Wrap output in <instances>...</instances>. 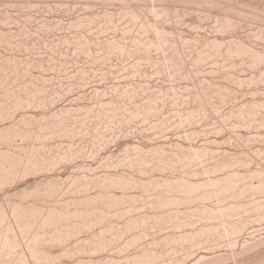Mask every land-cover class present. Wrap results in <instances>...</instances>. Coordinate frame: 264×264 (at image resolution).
<instances>
[{
	"label": "bare ground",
	"instance_id": "6f19581e",
	"mask_svg": "<svg viewBox=\"0 0 264 264\" xmlns=\"http://www.w3.org/2000/svg\"><path fill=\"white\" fill-rule=\"evenodd\" d=\"M43 1H44V3L43 4H40L42 6H39L38 3H40V2L42 3ZM45 1L46 2L47 1L50 2V0H0V6H8V10H10V11L13 10V9H15L16 5H18V7L20 6L22 8L23 7H26V8L29 7V13L32 12V14H33V11H32L33 9L31 7H34V6L37 5V7L39 6L38 9H40V7L42 9L43 7H45L48 4V3H45ZM53 1H56V0H53ZM57 1H58V4L59 5L57 4ZM57 1H56V4L58 6L55 4V2L54 3L53 2L51 3V4H55L54 11H56V12L58 11L57 14L60 13L61 11H63V10H60V9H62L60 7L61 5H62L63 9L65 7L63 5H68L69 7L72 6L70 8H72L73 11H74V8L76 7V4H78V7H76V10H79L77 8H79L80 7L79 4H81L82 11H83V7L84 6L89 7V8H87V7L86 8L88 10H90L92 7H96L99 4L102 5L101 7L106 6V5L109 6L110 4H112L113 7H112V5H110L109 8L112 7V8H114V10L117 8V13H118L119 16H121L119 19H116V17H112L113 18L112 19L111 16H117L116 15L117 13L115 12L116 13L115 14L114 11H112L114 14L113 15H109V13L111 12V10H110L109 13L106 12V10H104V8L102 10H100L99 9L100 8V5H99V8L98 9L101 12L102 11L105 12V13H102V14L105 15V16L103 15L105 17V20L103 19L104 18L103 16H102L103 18H100L101 15H102V14H100V17L98 18V20H96V22H93L92 21L93 23L91 22L92 23L91 24L89 20H94V19H96V17H98V14L96 16V12H95V18L94 19H91V18H93V17H91L89 19L90 16L89 17H86L85 18V21H87V23L84 22V24L85 25L87 24V28H88V27H90L89 24H91V27H92L95 24L97 26V23H98V26L99 27H96L95 26L96 29L99 28V30L102 31V33L104 31L106 32L107 29H108V33H109L111 31H113V29H116V28L119 29V30H121L124 25H122V28L121 29L119 28L121 25L119 27L118 26L116 27V25H119L118 22L121 21L120 19L122 17H123L122 19L126 18L125 21H127V23L129 22V24H130V26H128V24H127V27H129L127 29H128L129 32H127L125 30L126 26L122 30L123 31L124 30L126 31V33L124 31L125 34H129L130 35V33H131V35H130L131 38L129 37L130 39L127 38V39H129V40H127L125 38L126 37L125 36L124 39H126L127 41L125 40V42L124 41H121V42L122 43L124 42L123 44L126 43V45H128V44L131 45V43H132L133 44V47L135 45L136 48L135 47L134 48L136 50H134V49L133 50L136 53L138 52V54L140 53V58L142 59V61H140L141 59H138L139 58V55L136 54L131 49L132 45H131V47H129L131 50L130 49L129 50L130 51H133L135 54L133 52L130 53V51L127 49V46L126 45L124 46L120 42V40H122L123 36L125 35V34L124 35L122 34L123 31H121L122 32L121 34H120V32H118L119 30L117 31L120 35H122V36H119V38L122 37L121 39L118 38V40L117 39L115 40L114 38L112 39L110 37L112 39L110 41H112V42H110L108 45H107V43L109 42L108 40L110 39L108 37V35L109 34L112 35L113 34L112 32H111L112 34L109 33L107 35V37L109 39H107L106 42H105V39H104V37L106 35L103 36V34H102V36H101V34H99L97 38L95 36V38L97 40H99L100 39L99 36H101L102 40L100 42L99 41L97 42V40L95 38H93L94 35L91 36V37L93 39H95V42L100 43L101 45H102L101 42L104 41L103 45L106 44V48H103L105 46H102V48H103L104 52L106 50V53L105 54H107V53L109 54L110 51L111 52L113 51L112 53L110 52L112 55L109 54L111 58L113 57V53H115V51H116V53H115L116 56H118L117 53H123L124 54V55L121 54L122 57H120V54H119L118 58H123V56L128 57V55L130 56V54H131V56H133V57H129L128 60L131 59V62L133 64V67L132 68H134V63H135L134 61L135 60H139L142 63H140L139 61H137V63H135V64H138V66L140 64H143V63L146 64L147 63L146 65H148L150 67L152 66L153 69H155V68L158 67V69H156V73H160L162 70L165 72V70H166V73H167L166 77H169V79H171L170 76H172L171 75L172 72L175 73V76H177L176 74H178V76H181V78H182L181 79L179 77V79H181L182 81L184 80V82H182V81L181 82L180 81L178 82L177 81L178 79H176V81L179 84L180 83H182V84L184 83V85H186V87L184 86L183 88L180 85V87L182 88L181 89L182 91H183V89H185V90L187 89V85H188L187 83L188 82H186L187 81L186 79H188V80L190 79V82L192 81L193 83H192V86L190 84L191 90L190 89H187L186 90V92L187 91H190L189 94L187 93L188 96L184 92H183L184 94L181 93L182 91L180 90V87H178L179 86L178 84H177L178 86L176 84H171V83H173L172 81H174L173 79L178 78V77H174L171 80V82H170V80H167L168 78L166 79V77L163 80L161 79L162 81H164V80L165 81L166 80L168 81L167 84H165V85L163 83V86H162V82L159 80L162 88L164 86H166V85L168 86V84L169 85L171 84L170 89L173 88V91L176 92L177 89L179 88L178 90L181 91L179 94L180 95L182 94L181 96L185 95V98L186 97H188V98L190 97V99H188V98L187 99L190 100L191 102H193V103H191V102L190 103H187L186 102L188 104V105H186V103L184 102L186 100H183V97L181 98V96H178L179 94L173 93V95L177 94V97L178 98H181L183 100V101L180 100V99L179 100H176L178 98L175 97V100L176 101H178L179 103L182 101V105L184 104V105L187 106V111L189 110L188 108H189V105L191 104L190 105V110L188 112H186V110H185L184 111L185 114H182L183 113V110L180 111L181 113L176 112V113H179L180 114V117H178L177 116L178 114L175 115V113H173L174 114L173 115V114H171V112L168 113L167 112L168 109H169L168 108L167 111H166V115H168V117H170L171 115L172 116H176V117H172V116L171 117L173 119L176 118L177 120L178 119H180V120H179V122H177L176 119L175 120H172V118L170 117L172 121L170 120V118H168V121L170 120L169 123L170 122L174 123L176 121L178 124L174 123V125L171 126L170 125L171 123H170L169 125H166V126L167 127L168 126H171V127H168L169 129L174 126L173 127V130L176 127L178 128L180 125L183 126L182 127L183 129H184V126L186 127V129H190L189 127L195 124L197 126V128H198V125H199V129H197L196 126L194 125L195 127L194 128L192 127L193 128L192 130L195 131V128H196V133H193L191 131V129H190V131H191L190 132L189 130H183L182 128H178V130L182 129L184 131V132L182 131L183 133H188V134H182L181 138L183 137V135H184L183 138H185L186 135L189 136V135H191L190 133H193L194 135L196 134V136H194V135H192V137L189 136V139H190V137L191 138L195 137L196 139L193 138L194 140L193 139H190L189 141L187 140L188 142L185 140L186 141V144L185 145H183V144H182L183 146H178L177 145V147H175V145H176L175 144V140H176V143H177V138L176 137H178V130L176 129L175 132H177V134H175L172 131V129H171V131H172L171 133H173V134H171V136L172 135L174 137L176 136L175 138L174 137L171 138V141L174 139V141L172 143L175 144V145H173V147H175V148L173 149V147L171 146L172 149H171V151L169 149V152H168V149L167 148H169V145L167 146V144H165L166 145V148H165V145H164V148L161 149L160 147H161L162 143L160 142L161 143V145H160V143H159L158 140H160V138L162 137L161 138V141H164V142L166 141V139L165 140H162L165 136L163 137L161 135L164 132H166V130H167V129H164V128H166L165 127V124L166 123H164L165 122V118H167L166 115H165V118H164V112H165L164 109H166L167 107L170 106V110L173 109L174 110L173 112H175V109L174 108H177L175 106H179L180 109L183 106H181V104L179 105V103L177 105V102L175 103L174 96H170L169 95V96L165 97L166 95H168V93H170V92L172 93L173 92L172 90L169 89V92L166 93V95H165V92H167L165 90H167L168 87L167 88H164V90H163L164 91V93H163L164 96L161 95L162 93L159 92V89L156 90L155 88H152L151 90L154 91V92H152L150 90V88L152 87V86H150L151 84L148 86V90H146V91H149V90L151 91V92L150 91L148 92V94L151 93L150 96H152V93H153V96H154V99H155L154 101H157V99H156L157 97L155 98V96H158L160 98L159 99L160 103L162 102L163 97L166 98V99L168 98V100L166 102H165V99H164V102L166 104L170 100L172 101L171 98L173 97L174 105L173 104H171V105H173L174 108H171L172 107L171 105L167 104L168 105L167 106L164 103L163 104L166 106V108H165V106H162L163 104L162 105L161 104L158 105V104H156V102L153 101V98L150 97V96H149V99H148V97L146 98L144 96L145 95L144 94L145 91L144 92L142 91L144 89L143 87H145L146 84H149L150 81L152 83V80L155 77L152 78V76L151 75H148V74L144 75V73H146L147 70L144 73L141 72V74L143 73V75H141L143 77H142V80H140L141 81L140 83L144 82L145 80L146 81L148 80L149 83L148 82L146 83V81H145L146 84L144 83L145 84L144 86L141 85V84H138V82H135L134 81L136 79V77L138 76V75H135V74H138L136 71H139L140 69H141V71H143L144 69H142L143 67L142 68L141 67L138 68L137 65H136L135 66L136 67V69H135L136 70L135 71L136 73L133 71L134 69L131 70V68H130V70L127 69L125 71L124 69H126L127 66L122 67V65H124L123 64L124 62H125V65H127V63H128V62L126 63L127 59L125 60V58H123L125 61L122 60L123 63H121V60H119L120 62L117 60V64L119 63L118 66L120 64H122V65H120L121 67L119 66V69L124 68L122 70L125 71L127 75H128L129 72L132 73L131 71H133L135 74H132V76L131 75H128V77H126V76L123 77L124 75L120 74L121 72L117 75V73H118V71H117V73L115 72L117 76L115 75L116 77L114 76L115 78H113V79L115 80L117 78L116 80L119 81V79H122L123 78L121 82H123L124 79H125V82L126 81L127 82H130L129 79L131 77H132V79H134V75H135V79L134 80L131 79V81L135 82L137 84V86H136L135 83L131 82V83H133L135 85V87L132 84H130L129 87H127V88H130L132 90V87L133 88H137V87H139V85L141 87L143 86L142 88L139 87V90H140V88L142 89V90H140V91H142L141 92L142 93V96L141 97H145L147 100L146 99L144 100V99L140 98V95L141 94H139V96H136V94L138 93L137 91H139L138 89H137V91H135L136 89H134V92L136 93L135 96H134V94H132L133 92L130 91V89H128L132 93H131V96H130V93L126 95L127 96V101L128 100L130 101V99L132 98V95H133V98H138V99L140 98V99L144 100V103L143 104H141L143 101L140 103L141 100L139 99L140 100L139 101L137 99L139 101L140 105L138 103L134 107V105H135L134 102L135 101H133L134 100L133 99L132 100L133 103H134L133 106L130 105V104H128L129 101H128V103H126L127 105L130 106V108L132 107V111H129L127 114L125 112H123V110H122L123 108L121 109L119 106L122 105V107H123V105H124V104H122L126 100V96L125 97L123 96L126 93L124 89H125L126 86H128L129 83L128 84L126 83V86H125L123 83H121L119 81L120 84H123V85H120L122 87V89H123V92L120 91V93H122L121 95H119V97L121 96L120 97L121 100H119L120 98L118 99L117 97H116L117 100H115L116 99L115 98L116 95L114 96L113 93H115V94L117 93V91H118L117 89L119 88V84L116 83V80L113 81V79H111L109 77L111 75L108 76V79L109 78L110 79L108 80L106 78L104 80V82L106 80H108L107 82H109V84H110V81L112 80L111 83L112 82H115L116 85H114V86H117V84H118V88L117 87L114 88V86L112 87V85H110V87H112L114 91L111 90L112 88L110 89V87H108L110 89L109 90L107 88V86H109V84L107 85L106 82H105V84H103V87H105V85H106V91L109 90L110 92H113L111 94H113V96H114L113 98H115L114 101L112 100L113 98H111L112 96L110 97L111 99L109 98V96L111 95L110 93H108L109 94L108 95L106 92L105 93L103 92L105 95L107 94L106 97L108 96L107 98L109 100H111V101H108V103H107L106 102V99H105L106 97L103 98V96H102L103 93H101V92L105 88L104 89H101L102 91L100 93H101V96L102 97H99V99H98L99 92H98V94H96V92L98 91V88H99L100 84L102 85L101 82H103V81H101L100 84L98 85L99 82L97 83V81H100V80H97V79H100L98 75L101 72H99V70L97 71V69H101V68H97V66H96L97 69H94V70L91 69V70H93L91 72H95V70H96L97 73L96 72L95 73L98 74L97 75L98 77H96L97 79H95V77H93L94 75L93 76L91 75V78L93 77V79H91V78L87 77V76L90 75L89 74V71H87L88 69L86 70L87 71V73H86V71H84V70L81 71L80 70L81 67H80V69H78L80 71H78V72L81 73V74L83 72L84 75L83 74H82L83 76L81 74H80V76L76 75V74H79L78 72L77 73L75 72L74 75H76L77 77H80V78L83 79V77L85 78V73H86V74H88V75H86V79L89 78L88 82L90 81V79H91V81H95L96 80L95 83H97V86H98V88L96 89V91H95V88H93V87L92 88L94 90L91 89V84L94 86V84H95L94 82H93L94 84L93 83H90V84L88 83L89 84L88 86H89V88L91 90L94 91V92L92 91L93 92L92 95L93 94L94 95L96 94L95 96L97 97L96 98L97 100L95 99V97L93 95L94 98L93 99H90L92 96L91 97H88V99H90L88 101L90 103V102H92L91 100H94L95 99L96 100V101L94 100L95 103L96 102L98 104L100 103L98 105V107H97L98 109H96V107H95L94 108L95 111H93V108L91 106L92 103H90V106L92 108V110H91V108L89 106V103L87 101L85 103H86V105L88 103L89 108H87L84 105L83 106L85 108H82V107L81 108H79V107L76 108L77 106H74L75 108H73L72 102H73V99H74V102H73V105H74V103L76 101V97L73 98V94H72V98H71L72 101H70V102H71V106H72V108L74 110L70 107V104H68V103L66 104L65 103L71 109L67 108L68 107L67 106L66 108H61V109H58L57 108L56 110L51 111L50 109H52V106H55V104H59V103L51 104V103H49V102H52L50 100H52V98L53 99L54 98L56 99L57 97H60V99H62V95H60V93H58V95H57V92L55 91V88H54V87H56V89H57L59 83L57 84V86L52 87V88H54L53 92H55L57 96L55 94H53L55 96L54 97H50V95H49L50 100H48V99H46L48 96H46V98L43 97V96L53 93L52 92V89H51V93L50 92L47 93V91H48L47 89L49 88V91H50V88H51V87H49V85L53 83V81H51L52 83H50V81L49 82H47V81L48 80H51L53 76L52 77H49L50 79L48 78V76H46L47 77V81H46V78H44L45 76L43 77L44 80H45V84H46V82L48 83L47 84L48 85V88H46L45 87L46 85L44 84L45 85L44 87L46 89H44L43 86L41 85L43 82L41 83L40 81H38V77H40V75L39 76H36L37 74L36 75L31 74L30 75V76L33 75V76L37 77L36 79L33 78V76H32L31 78L29 77L30 79L28 80L27 77H28V75H29L30 72H36L37 70L35 71V69H39V71L42 70V72L44 71L45 74L46 73H49L50 71L49 72H46L45 69H49L50 70L51 63L54 62L55 59L51 58V59H53V61L51 59H48V61H50L49 64L46 65L48 68L45 66V63L47 64L48 62L46 60L47 58L45 59V62L43 61L44 56L45 57L47 56L48 58L50 57L48 54L46 55V53H45V52H49V54H50V51H47V49H46L48 46H46L45 48L43 47L44 50H46V51L44 52L45 54H43V56L41 55L42 58H43L42 60H39L41 58L38 59V56L40 55V53H38L39 54L38 56H35L38 59L37 61L33 57L34 54H30V56L32 55L31 57H33V59H35V60H33L32 58L31 59H27L26 57L29 58L30 56H26L27 54L29 55V53H26V52H28V51H26V49L29 48L28 50L30 52L31 51L30 50L31 47L33 48L32 45H34V48L37 49V47H35L36 44H33L32 43V41L30 40L31 38H29V39L28 38H21L22 36L19 37L20 40H17L15 42L13 41V39L11 40V38H12L11 36H17L18 37V35H12V34H11V36L8 35L9 33L12 32L10 30L11 27L12 26H15L16 23H15V25H14V22L12 24L11 21H10L11 19H9V22H8V18L10 17L9 14H11V12L7 13L5 11L4 13H7L8 15H6V14H4V15L6 17L7 16L8 17L7 18H4L5 16H3L2 18H0V23H2L1 25H3L0 28L3 27L2 29L5 30L4 27L6 26L7 23H11L12 26H10L11 24H8L9 27H10V29L9 28H7V29L11 31V32L8 31L9 32L8 34H6L5 31H4L5 33H3L0 30V47H4L6 52H7L6 48H8V49L11 48L10 49V52H12V51H14L12 49L13 47H16L17 46V50L18 51H19V49H21V48L18 49L19 46H21L23 48L25 47L26 49H23L22 48V51H25L24 55L26 57L25 56L23 57V58H25V61H23L24 59L22 61L20 59L17 60L18 57L17 58H16V56L15 57H12L14 55L13 53L17 52L16 48H15V52H12V56H10L11 54H9V53H5L3 51L4 49L2 50V48H0L1 51H3V53H4L3 54L4 56L0 55V91L2 92V94H0V121H1V124H2V121L5 122L6 119L7 120H10V118H11V121L9 123L7 121L5 122V123H7L6 125H5V123H4V125H0V146H3L4 147L3 149H0V195L3 194L2 195V199H0V264H164V262H165V264H175V263L181 262L185 258L183 256L186 255V252H187V254H189L188 255V258L191 257L190 258V261H192L191 259L195 258L196 257L195 256L196 254H199L200 255V253H198V251L201 252L199 250L201 248V246H205L204 249H201L202 252H204L206 250L205 248H207L209 250L210 248L213 247V245L214 246L217 245L215 243L216 241H214L215 240L214 239L215 236L218 237V239H220V241L219 240L218 241L221 243V245L223 243V245H222L223 247L221 245L220 246L223 249L222 251L223 252H226V253H222L221 254V252H222L221 249L218 246H216V247H218V251H220V253L218 252V254L216 253L217 252V248L214 247L212 249L215 252V248H216V252L215 253H213L212 250H209V252L211 251L213 253L212 254L210 252L211 256L210 255H207V256L206 255L205 256L200 255V257H199V255H198L195 258V260L192 261L193 263H191L187 259V255H186V258L184 260L188 261L190 264H225V263L226 264H231V263H233V264H264V232H263L264 231V229H263L264 228V225H262L263 228L262 227H259L258 228V227H255V226L252 227V225L254 224V222H258V224L255 223V225L257 226V225H260L261 222L264 219V163H263V165H262V163H260V161L262 159L264 160V157L263 156H260V154H261L260 152H262L261 149L260 148H256L257 147L256 145H258V146L261 145V147L263 145L261 143L259 145V143L257 142L258 139L261 140V138H262V141L263 142H264V139H263V135L261 136V134L255 133V135L258 134L260 136L257 138V141L256 140H253L254 142L251 141L253 143V146L254 147H252V146L250 147L248 145L250 148H252V151H250L248 157H246V156H244V154H246L247 151H249L248 150L249 147H246L247 145H244L243 143L247 144L248 143L247 140H249V142H250V140H252V139H250L249 137H252V135L244 134V136H246V135H247V137L249 136L248 138L247 137L244 138V139L247 138V140H244V139H242V136H241L243 134L242 133L243 130L240 131L241 128H237V126L238 127L245 126L246 127V128L244 127L245 130L249 128L248 134H251L249 132L251 128H252V131L253 132H256L254 130H258V128H261V132L264 134V131H262V130H264V127H262V124L264 122L263 123H260V126H259V119L261 121H264L263 114L260 115L261 113H264V111H262L264 109V100H263L264 97L260 99V97L264 96L263 95L264 92L261 93L260 89L262 87L261 88L259 87V86H262L261 85L262 83H264V69H262V68H261L262 70L259 69L260 66H262V65L264 67V50H263L264 46L262 45L263 44L262 42H264V39H263V37H264L263 34L264 33L263 34H259V31L261 32V28H262V30H264L263 29L264 28V24H263V22H264V12H263L264 11V9H263L264 8V5L263 4L264 3L262 4L263 7H261L263 9V11H261V9L259 8L260 7V3H259V7L256 5V2H259L260 0L259 1L256 0L255 3L253 2L254 0H247L248 2L249 1H252L254 3L253 5H250L252 2L249 4L247 1L245 2L243 0H57ZM114 4H116V5H114ZM82 5H84V6H82ZM9 6H11V7H9ZM47 6L45 8H47ZM51 6H54V5H51ZM68 6H66L65 8H68ZM73 6H74V8H73ZM108 6H107V8H108ZM18 7H16V8L18 9ZM48 7H50V6H48ZM58 7H60V9H59L60 12H59V10H55V8H58ZM0 8H2V7H0ZM6 8L7 7H5V9ZM11 8H13V9H11ZM70 8L68 10L69 11H72V10H70ZM107 8H105V9H107ZM109 8H108V10H109ZM5 9L2 8L3 11ZM35 9L36 10H34V11H37V8L36 7H35ZM51 9L52 8H50L48 10V8H47L46 10L50 11ZM87 9H85V10L88 11ZM93 9L94 8H92V10ZM96 9H97V7H96ZM96 9H95V11H96ZM2 10H0V12ZM46 10H44V11H46ZM66 10L67 9H65L64 11H66ZM76 10L74 12H76ZM99 10H98V12H100ZM3 11H2V13H3ZM18 11H19V9H18ZM24 11H27V9H25ZM24 11H21V13L22 14H25L26 12L23 13ZM48 11H47V14L49 15ZM73 11H72V13L70 12V14L67 13L68 12L67 11L66 12V15H64V16H66L67 19H69L68 16H67L68 14H69V17L71 15H75L76 14V13L73 14ZM86 11L83 12V13L86 14ZM190 11H197V13H198V11L201 12V13H199V16H198L199 18H196V15H198V14L196 12L195 13L193 12L195 14V17H193V18H196L197 20L199 19V21H201L200 22L201 24L204 23V22H207L206 20L207 19L209 20V18H210V22H211V20L215 22V23L214 22L213 23L216 25V26L214 25L216 29L215 30L212 29V36H213V30H214L215 32H214V36L213 37H215V38H213L211 36V34H210L211 33L210 32L211 31V27H214V26H211V25H213L212 22H211V25H210L209 24L210 22L208 21V24L210 25V31L209 32L207 31L208 33L204 32L205 34L202 33L205 36H206V34L207 35L210 34L209 36L211 38H206L204 35H202L205 38L204 39H201L203 37L198 35L199 34L198 32L200 31V26H198L200 24L198 23V21H197L198 25L195 23L194 26L196 25L199 28L196 27V26L194 28L193 25H191L192 23L190 25H187L188 23H190V22H187V20H186V22H187L186 25L188 27V30H189V26L190 27L192 26V28H194L193 30L190 29L192 33H189L190 32V30H189V32H188L189 34L188 35L193 34L196 29L199 30V31L196 30V32L198 34L195 32L193 34L194 35L193 36L194 39L191 37L193 40H189L190 38H188V37H190V36H188L187 35V32H185V30H186L185 28H187V27H184L185 26L184 25L185 23L182 22V23H184L183 24L184 26L181 27V28L182 29L183 28L185 29L183 31V33H186L185 35H187L188 37L185 36V39L183 37H181V35L184 36V34L181 32L182 29L180 28V26H181L180 24H182V23H180V21H183V19H185L188 16L190 18V16H192V14H193ZM41 12H43V9L41 11L39 10V13L38 14H40ZM78 12L81 13L80 10ZM187 12H190L192 14L191 15H187L186 14ZM2 13H1V15H3ZM16 13H17V11H16ZM27 13H28V11H27ZM52 13H54L53 12V9H52L51 14ZM61 13H62V15L60 16V18L62 19V16H63V13L64 12H61ZM80 13H78V16L77 15H75V16L80 17L79 16ZM202 13L205 15L204 18H206L207 16L209 18L207 17L206 20H204V18L202 16V18H203L202 19L200 17ZM110 14H112V13H110ZM185 14L187 15L186 17L184 16ZM26 15H28V14H26ZM30 15L31 14H29V18L27 17V20L28 19H31V18L33 19V17H32L33 15L31 17H30ZM48 15H46V16L48 17ZM58 15H60V14H58ZM82 15H84V14H82ZM108 15L110 16V18H109ZM14 16H16V14ZM22 16H23L22 18H24V15H22ZM39 16H41V14ZM91 16H94V14H92ZM119 16H117V18ZM17 17H18V13H17ZM34 17H35V15H34ZM43 17H44V15H43ZM181 17H182V20H180ZM211 17H213V19H211ZM20 18H17V19L19 20ZM22 18H21V20H23ZM39 18L41 19V17H39ZM70 18L72 19V17H70ZM87 18L89 20H87ZM200 18H201V20H200ZM32 19L29 20V21L31 22ZM40 19L38 21L41 22V23L43 21H46L45 20L46 17L43 18L42 21H40ZM49 19H47V21ZM61 19H60V24H56L57 26L55 25L56 27L54 26V24L52 25V27L54 26L52 28V31H54L55 28H56L55 30L58 29V31H59V29L61 28V26L59 27L58 25H61ZM65 19L66 18L63 17V21ZM71 19H69L67 22H65V24L67 26L69 25L68 27L64 23H62L63 26L66 27L65 28V27L62 26L63 29L65 28V31L67 30V28H69V30H71L68 33L69 37L66 34L67 31L65 32V34L67 35V37L69 39H71L70 37L72 35H75L76 34V31H80V30L82 31L83 30V28L82 29L80 28L79 30H76L74 27L72 28V26L75 23V21L77 20L75 24H77L78 21L80 22L82 20L81 21L82 23L84 21L83 20L84 19L83 17L82 18H78L80 20H78L75 17V21L74 22H72ZM100 19H102V20H100ZM251 19H253L254 25L255 24H258V25H255L254 26ZM16 20H15V22H16ZM18 20H17V26L16 27L20 28V25H19L20 24L19 23L20 20L19 21ZM24 20H25V21H23L24 23L25 22H29V21H26V17L24 18ZM35 20H36V17L33 20V22H35ZM73 20H74V17H73ZM99 20L102 21V22H100ZM112 20H116V22H113ZM249 20H250L251 23L249 22ZM52 21L53 20L51 18V20L48 21L49 23H47V22H45V23H47L48 25H50ZM54 21L57 22V19H54ZM123 21L124 20H122L120 22V24H122ZM167 21H169V23ZM172 21H173V24L176 21H178L180 23V24L178 22L175 23L173 27H175V25L178 26L181 29V31H180L181 33L179 31H177L176 27H175L176 30H174V28H172V27H170L168 25V24L171 23V26H172ZM188 21H190V20H188ZM245 21L246 22H249L250 24L247 25V23ZM257 21L259 23H257ZM68 22H70V23L67 24ZM81 22H80V24H82ZM194 22H196V21H194ZM244 22H245V25L246 26H249L250 25L252 27V25H253L252 29L254 27H256V26H257L255 28L256 30L260 29L258 31L254 30L256 32H252V30L250 29V27L249 28L246 27L248 29V32L250 30H251V32H249L247 34V32H246L247 29H246V31L244 29V31L246 32V35L245 36H250V35L252 36L253 35L252 37H254L255 36L254 35L255 33L259 34L260 36H258V37L260 39H263V41L259 40V38L257 37V34H256V37L257 38L254 37V39L255 38H256L255 40L258 39V41L261 42V45L258 46V44H256L258 42H255L254 43L255 45L253 46L252 44H253L254 39L252 40V44H251V42H247V38L246 37H242L243 39H241V36H243L242 35V32L244 33V31H242L243 29H242L241 26H243ZM260 22H261V24H260ZM43 23L41 24L42 26L40 25L41 27L40 26H38V27L36 26V27L37 28L40 27L44 31L48 25L43 24ZM114 23H115V27H112V26H114ZM123 23L126 25V22H123ZM21 24H22L21 26H23V23H21ZM29 24L30 23H27V25H29ZM177 24H179V25H177ZM25 25L26 24H24L23 30H22V27H21V30L24 31V35L21 32V30L19 29L20 30V33H22V35L24 37H26V36L29 35L28 37H33L34 38V36H31L30 35L31 33L27 32L28 35H27V33H25V30H24L26 28ZM34 25H37L36 22H35ZM34 25H31V26L34 27ZM83 25H81V26H83ZM203 25H201V26H203ZM245 25L243 27H245ZM259 25L260 26L263 25V27L262 26L260 27ZM78 26H76V28ZM70 27L72 29H74V31H75V33L72 34V35L70 33L73 30ZM110 27H112V30L109 31V28ZM204 27H207V24H205ZM240 27H241L242 30L240 29ZM29 28H30V26H29ZM37 28L36 29L34 28V29L37 30ZM40 28H39V31H40ZM87 28H84V30H87V33L90 32V31L92 32L93 29L90 30L88 28L90 30L89 31ZM95 28H94V30H95ZM179 28H178V30H180ZM238 28H239V31L241 30L239 32V33H241V35L239 33L238 34L240 36H236L237 34L234 35V36L238 37L237 39H235L236 37H233V34L232 35H230V34L233 32V30H236ZM12 29H16V28L13 27ZM30 29L32 31L34 30V29H32V27ZM50 29H51V27H47L46 30L49 31ZM205 29H207V28H205ZM46 30H45L44 33H46ZM84 30L82 32H85ZM201 30H204V28L201 27ZM26 31H28V29ZM39 31L36 32L37 34L35 32L34 33L32 32L34 35H36L35 36L36 38H38V37L40 38L42 36V35L39 36V34H38ZM52 31L51 32L49 31V32L50 33H53ZM61 31H64V30H62V28H61ZM228 31L229 32L232 31L230 34L226 33V34H228V36L230 35V38H228V40H226L225 38L224 39L218 38L220 32H221L222 36L224 37L226 35L224 32H228ZM13 32H14V34L17 33V32H15V30ZM40 32H42V30ZM80 32H79V35H78V33L75 35V38H78V36H80V40L79 39H76V41L77 42H78V40L81 41V42H79V44H81V45H79L75 41L74 48H76L78 50L77 46L79 45L78 47L79 48H82L81 46L83 45V47H85L86 50H88V52H86V53H89V51H90V53L92 54L91 49H89V48H91L89 46V43L91 45V43H95V42L93 40H91L92 42L89 41L88 39H90V37L89 38H84L86 33H84V37L81 38V36L83 34L82 33L80 34ZM94 32H97V31L95 30ZM99 32H97V33H99ZM178 32H179V34H178ZM20 33L18 32L19 35H21ZM56 33H58V32H56ZM60 33H63V32H60L59 31V34ZM133 33H136L135 34L136 36L138 34L139 35L136 37L135 35H133ZM236 33H237V31H236ZM25 34H26V36H25ZM65 34L63 33L62 35H65ZM91 34H94V33H91ZM221 34H220V36H221ZM50 35H53V34H50ZM56 35L58 36V34H55V36ZM62 35L60 37H63ZM87 35L90 36V34H86V36ZM113 35L115 37V35H117V34L115 33ZM132 35L135 36V37H132ZM195 35H197V36H195ZM216 35H218V36L216 37ZM262 35H263V37H261ZM46 36L48 37L49 35L47 34ZM55 36H53V37H55ZM17 37H16V39H19ZM50 37H52V36H50ZM107 37H105V38H107ZM198 37H200V41H196V42H198V45H196L197 43L194 44L193 42L196 40L195 38L199 39ZM252 37H251V39H252ZM36 38H34L33 40L35 41ZM75 38L73 40H75ZM186 38H188V39H186ZM244 38L246 40H244ZM21 39H27L26 42L31 41V44H32L31 47H28L27 46L28 44H24L25 42L23 40H22V42H19V41H21ZM40 39L42 40L44 38H40ZM40 39H37V41L40 40ZM47 39L48 38H46V40ZM53 39L54 38H51V39L47 40V42L49 43V41L50 40L52 41ZM60 39L61 38H59V40ZM63 39H64V37H63ZM63 39H62V41H64L67 38H65L64 40ZM73 40H72V42L74 43ZM130 40H131V42H130ZM250 40H248V41H250ZM44 41H43V43H46V45H47L48 43L47 42H44ZM54 42L57 43L58 41H54ZM54 42H53L52 45H54ZM65 42L64 43L61 42V44L63 43L64 47H65ZM72 42L71 43L69 42L68 43L69 45L66 42L67 45H66V49H64L65 51L62 50V48H64V47H60V49L62 50V52L65 53V54L63 53L65 56L62 54V56H64L65 58L62 57V59H61V58L58 57L60 60L63 61V59H66V56L70 60L73 57L76 58V57L79 56L78 55V56L75 57V55L77 53L76 50H75L76 51L75 53H74V50H72L73 52L71 53L72 54V56H70L71 58H69V56L66 54V53H68V51L70 50V48L73 46V43ZM35 43H36V41H35ZM43 43H42V45H43ZM51 43L48 44L50 46L51 50L53 49V47L56 48V47H59L60 46V44L58 46V43L56 44L57 46H55V45L54 46H51L50 45ZM59 43H60V41H59ZM38 44H41V43H39V41H38L37 42V46H38ZM70 44H72V46H70ZM76 44H78V45L76 46ZM188 44H192V46L196 45V47L194 46L195 48L193 47V49L195 51L192 52V50H190V53H189V49H191L192 46L191 45H188ZM92 45H93L92 47L95 46V48H98L96 46H101V45H96V43H95V45L94 44H92ZM256 45H257V47L263 46V48H258L257 49V47H255ZM43 46H45V45H43ZM67 46H70V48H68L69 49L68 51H67ZM197 46H198V49H197ZM188 47H189V49H187ZM34 48H33L32 53L33 52L36 53L38 51L40 52L43 49L42 46L38 47L37 51ZM39 48H42V49H39ZM50 48H48V49L50 50ZM55 48H54V50L56 51L58 48L57 49H55ZM85 48H83L81 50H84ZM95 48H94V50L92 49L94 55H91L89 53L90 54V58H91V56L92 57L95 56V53H94ZM99 49H96V51L99 50ZM126 49L129 51V53H128V51H126ZM54 50H52V51H54ZM81 50L79 49L78 51H81ZM100 50H102V49H100ZM153 50H156V51H153ZM52 51H51V54H52ZM55 51L53 52L54 54L52 55L55 58H56L57 55L59 56V54L62 53L58 49L57 51H59L60 53L58 54V52H57V55H56ZM99 51H97V54L98 55H99V53H98ZM107 51H109V52H107ZM125 51L128 53V55H127V53ZM151 51H153L155 54H157L156 52L159 51V52H161L160 54L163 55V56H161V55L160 56L155 55L158 58V61L157 62L160 63V67L159 66H157V67L154 66L153 67V65L155 64L154 61L156 59H154L155 56L152 57V53L153 52L151 53V55H149ZM42 52H43V50H42ZM104 52L102 51L100 55H102V53H104ZM159 52H158V54H159ZM17 53L19 54V52H17ZM78 53H80V52H78ZM86 53H84V55H82L80 53V55H81L80 57L84 56L85 59L86 58H89L88 56L85 57L86 56ZM5 54H9V56H7V55L5 56ZM20 54H21V52H20ZM108 54H107V56L106 55H102V57L105 56L104 58L106 59L105 61H106L107 65L109 63L108 60L112 62V60H110ZM21 55L23 56V54H21ZM135 55H136V57L134 58ZM60 56H61V54H60ZM149 56L152 59H154L152 61L154 63L151 62L152 59H149L150 58ZM190 56H191V58H189ZM97 57L98 56H96L95 59ZM107 57L109 58L108 60H107ZM160 57H162V58H160ZM99 58H101V56H99L98 59ZM104 58H102V59H104ZM113 58H114V61L117 59V57H113ZM132 58H134V61H133ZM159 58L161 60H159ZM218 58H219V60H217ZM21 59H22V57H21ZM68 59H67V62L69 61ZM102 59H100V61H102ZM144 59L145 60L147 59L146 60L147 62L146 61H143ZM220 59H221L222 62H219ZM76 60L78 61L79 60V57ZM76 60H74V61H76ZM81 60H82V58H81ZM81 60H79V61H81ZM148 60H150V61H148ZM83 61L86 62L85 65H87V59L86 60H83ZM83 61H81V64H82ZM93 61L96 62V63H93V64H96L97 65L98 60L96 61V60H93L92 59V62ZM209 61L210 62L213 61L214 62L213 64H215V61L216 62L218 61V63H220V64L223 63V61L224 62L226 61V63L221 64V66H219L220 64H216V66H218V67H215L214 65L212 66V63H211L210 66H212V67H210V66H207V64L209 63ZM55 62H57V61L55 60ZM76 62H73L72 64L74 65V63H76ZM92 62L90 64H92ZM102 62H100V64ZM204 62H205V64H203ZM240 62H242L241 63L242 65L245 64V69H244L245 71L244 70L242 71V69H240L241 68V64H240V66L239 65L238 66L236 65V64H238ZM54 63H53V68L55 67L54 66ZM60 63H62L64 65V63H66V62L64 60V63L63 62H60ZM60 63H58V66H60L59 65ZM77 63L75 65L76 66H79V65H77ZM68 64H67V66H68ZM88 64H89V62H88ZM117 64L115 62V65L116 66H117ZM156 64H158V63H156ZM201 64L204 65V66H206V67H209L211 69L213 67H215V69L218 68V70H220L219 69V67H220L221 68V71H223V69L227 70L228 68L230 70V68L232 67V70H230V71L228 70L229 72L228 71L225 72V70H224V73H227L228 72L227 75L223 76L224 73H222V74L220 73V75H221V77H224V78L227 76L228 77V80L231 81V84L233 83L234 84L233 86H235V88L237 87L236 89H238V87H239L237 85H240V87H241V85L243 84L242 87H243V89L246 90V89L249 88V86L251 87V85L252 86L254 85V87L257 86V84H255V82H260V83L262 82L261 84L258 83L259 86H257V87H259L260 89H258L257 93L253 94V92H255L253 90H256L257 87H255V88L252 87L253 90H251V92H249L250 95L251 94H252V96L255 95L254 96L255 98L257 97V94H258V96L261 95L259 97V100L260 101L258 99H257L258 100L257 101L254 97L252 98L249 95L250 96L249 98H251V99H249V100H246L245 99V100H246V102L247 101H249V102L251 101V102L250 103L247 102L246 104H244V102H242L243 104L240 102L241 103V106L239 105V107H237L236 106L237 105L236 103H237V100H238L239 97L235 95L236 97H238L236 101L234 100L235 101L234 103L236 105H233L234 103L233 104L230 103V102H233V101H230L227 104L226 103L227 100L228 99L230 100V98L233 96L234 93L237 94L239 92L238 95L244 97V95H246L244 93L247 90L246 91L244 90L243 91L244 93H243V92L239 91V89L240 90H243L242 88L239 87V89L235 92L234 91V88L231 87L232 85H220L221 83L223 84L224 82H228V84H229V81L228 80H225L223 78H221V80L223 79L222 81H224V82H221L220 80H214L213 81L212 79H210V80L213 81V82H215V83H213L211 81H208L209 79L207 80L208 82H206L205 81L206 79L204 80V77L206 76L205 73H203V75H201L202 72H203L202 70H204V72H205V69L206 68H203L204 66H202ZM224 64H227V66L224 65ZM63 65L60 66V67L62 68ZM73 65H70L69 64L70 67L71 66L72 67H75V65L74 66ZM92 65L90 67H92ZM103 65H104V63L102 64V67L105 69L106 66L104 65L105 66L104 67ZM115 65H114V67H115ZM146 65H144V66L146 67ZM222 65H224L225 68L222 69V67H223ZM81 66H82V68H84L83 65H81ZM112 66L113 65L110 66L111 67L110 68L111 69L110 71H112V69H113ZM141 66H143V65H141ZM236 66L239 68V70H241L243 72L242 73L241 71H238V72H241V75L242 76H244V81L241 78L242 76L240 75V73H239V75L241 77L239 79L238 78L237 79L234 78V75L233 74H230L229 75L230 72H233L234 69L237 68ZM90 67H89V69H90ZM99 67H101V66H99ZM107 67H109V65ZM200 67L202 68L201 69V73H199ZM246 67L247 68L249 67L248 68V69H250L249 70V73H250V71L252 73V70H253L252 68H254V70H253L254 72L257 71V70H255V68H257L259 70L258 71L259 73L258 74H255L256 73L255 72L254 74H252L254 78L252 77L251 74H250V76L252 78L251 77H248L249 76L248 75L247 77L248 78H251L250 80H248V78L245 79V77H246L245 74L248 73L247 72L248 70L246 71ZM68 68L69 67H67V68L65 67L64 68L66 71H69L68 73H71V75L68 74L67 77L70 78L69 75L71 77H73L74 75L72 74V72H70L71 69H68ZM168 68L169 69H172L173 71L170 70V72H167L169 70ZM242 68H244V65H243ZM54 69L52 70L53 72L55 71ZM62 69L59 68V70H62ZM75 69H77V68H75ZM59 70H56L59 73H53V75L56 74L55 77H58L59 76L58 74L61 73ZM65 70L63 71V73H65ZM116 70H118V69L116 68ZM149 70L152 71L151 68H149ZM149 70H148V72H150ZM218 70L215 73V76H216L215 78H217L219 76L218 75L219 73H217ZM52 71L50 72L51 75H52ZM107 71H109V68L105 72H103V69H102V73H104V74H107L106 73ZM114 71L115 70L113 69V72ZM123 71H122V73H124ZM127 71H129V72H127ZM206 71H208V70H206ZM211 71H213V69ZM153 72H150V74H152ZM115 73H113V74H115ZM156 73H154V74H156ZM169 73H170V75H169ZM208 73H209V71L206 72V74H207L208 77L211 76V75L214 76V73L213 72H212V74L210 72L209 73L210 75ZM233 73L234 74L235 73L237 74V72H235V71ZM40 74H42L41 71H40ZM43 74L41 75V81H43L42 80ZM154 74H153V76H156L157 75L156 77H158V78H162L165 75L164 73H160L161 76H162V77H160L159 74H156V75H154ZM24 75H26L27 77L24 76ZM62 75H64V74H62ZM119 75L120 76L122 75L121 78H119ZM200 75L203 76V77H201V79H199ZM232 75H233V77H232ZM21 76L22 77H25L24 79H27L28 82L27 81L26 82L25 81H21L23 78L20 80L21 82L18 81L17 79L20 78ZM102 76L103 75H101V77ZM141 76H140V72H139V76H138V77H140L139 79H141ZM145 76H147V77H145ZM148 76H150L151 78H148ZM67 77L65 79H68ZM105 77H106V75H105ZM105 77L103 76V79ZM144 77L147 78V79H145ZM235 77H237V76H235ZM63 78H64V76H63ZM63 78H61L62 80L61 79H58V78H55V79H58L55 82L56 83L57 82H60L59 80H61L63 82ZM73 78H72V80H71V78L69 80L73 81L74 83L71 82V83L65 84L63 82L64 85H70L71 86L73 84L75 85V83H76L77 85H79V86H76L77 88L79 87V89H80V85L83 82H85L86 85H87V81H84V80L82 81V79H80L81 80L80 81L77 78L78 81L82 82L81 84H79V82H75V78H74V80H73ZM211 78H213V77L211 76ZM103 79L101 78V80H103ZM139 79L137 81H139ZM218 79H220V76L218 77ZM69 80H68V82H69ZM203 80H204V82H203ZM216 81H218V84H216ZM253 81H254V84L251 83ZM38 82H40V84ZM65 82H67V81H65ZM159 82H157V84ZM219 82H220V84H219ZM85 83H83V84L85 85ZM174 83H175V81H174ZM244 83L245 84L246 83H249L250 84V85L248 84V88H247V84L244 85ZM60 84H62V83L60 82ZM112 84H114V83H112ZM154 84L157 85L156 84V80H155V83ZM131 85H132V87H131ZM88 86H87V88H88ZM95 86H96V84H95ZM123 86H125V87L123 88ZM175 86H176V88L178 87L176 90H174V87ZM61 87H58V90L59 91H60V88ZM63 87L61 89H63V93H64V91H65L66 88H65V86H63ZM81 87H82V85H81ZM156 87L161 88L159 85H157ZM84 88H85V86H83V89ZM127 88H126V90H127ZM252 88H249L248 90H250ZM74 89H76V88L74 87ZM146 89H147V87H146ZM154 89L156 91H158V95L155 93V90ZM68 90H69V86H67V91H65L66 92V95H64L65 97L68 94L70 96V92L72 93V91L68 92ZM70 90H72V89H70ZM80 90H81V92L84 91V90L82 91V88ZM160 90L162 91V89H160ZM262 90H264V88ZM44 92H46L47 94H43ZM60 92H62V90ZM73 92L76 94V92H78V91H76V92L73 91ZM177 92H179V91H177ZM240 92L242 93V95H240L241 94ZM78 93H80V92H78ZM87 93L88 92L86 91V93H84V96H86ZM145 93H147V92H145ZM154 93H155V95H154ZM249 93H247V94H249ZM89 94H91V91H89L88 95ZM118 94H119V92H118ZM79 95L80 94H78V97L80 98ZM128 95L131 97L130 99H128L129 98ZM160 95H161L162 98L160 97ZM79 98H77V99L80 100ZM244 98H246V97H244ZM81 99L84 100L82 98V96H81ZM85 99H87V97ZM101 99H103L105 101V103L103 102V100H102V102H99ZM213 99H216L218 103H221L222 105L220 104V106L222 108H223V106L224 107L226 106V105H224L226 103L227 104V108L231 104V107H229V108L232 109V106L233 107L236 106L235 108H237L238 110H236L235 108H234L235 110H231V109L229 110L228 109L227 111H228V113L229 112L230 113L229 114H226L227 113L225 111L226 108H224V110L223 109H219L220 106L218 104L215 105L216 104V102H215L216 100H213ZM240 99H242V97L239 98L238 101L244 100V99H242V100H240ZM118 100H119V102L120 101H124V102H121V104L118 105ZM210 100H213V103ZM47 101H49L48 104L51 105L50 106L51 108L48 105V107L50 108L49 111H51V112L46 113L44 111V109H41L40 111L43 110L42 113H39V114L37 113L35 115H31V114L28 115L31 112V110L29 109L30 112L26 110L29 113L25 114L26 113L25 112V109L31 108L33 106H37V108L36 107L35 108L38 109V107L41 108L42 106L45 105L46 106L45 110H46L48 108L47 105H46L47 104L46 103ZM132 101H130V102H132ZM54 102H57V101L56 100L55 101L53 100V103ZM63 102H64V100H63ZM79 102H81V100ZM79 102H78V104H79ZM97 103L95 105H97ZM136 103H137V101H136ZM78 104H76V105H78ZM95 105H93V106H95ZM125 106H124V108H125ZM157 106L158 107L161 106L162 108L164 107L163 109L161 107H160L161 109L160 108H159V110L157 109V112L158 113L160 112V114H161L162 111H164L162 113L163 118H164V121L162 120L163 118L160 119L163 122L158 121L159 119L156 118L155 122L157 121V122H160V123L164 124V127L163 126L161 127V124H158V123H157V126L160 125L159 127L163 128L165 131L161 133V130H163V129H158L156 127L158 131L160 130V133H161L160 134V138L158 137L159 134L157 135V133H159V132H157V130L154 131L155 133L157 132L156 133L157 136H152V137H154V138L155 137L156 138L158 137L155 140H157L156 142H157V144L159 143L160 146H156L157 145L156 144L155 147L153 146V148H151V145L150 144L153 145L155 142L150 143V142H152V138L149 137V138H151V141H150V139H148L149 141H146L147 139H145V141L147 142L146 145H150V148L151 149L149 148L147 150V148H146V150H143V149H141L142 146H141V148L136 146V145L139 144V140L140 139L137 141V139L135 138L136 141H137V143L135 145L134 142H136V141L134 139V136L136 137V135L139 133L140 129L142 130L143 128L146 127L144 125V122L142 120H144V121H147L148 120L149 123L152 122L153 125L150 123V125H152V127L156 126V123L155 122L153 123V121L155 119V117H154V111L156 112ZM186 106H184L185 109H186ZM192 106H194V107L191 109ZM217 106H219V107H217ZM240 107H242V108H240ZM128 108L126 109V112L129 110ZM36 109H35V113H36ZM39 109L37 111H39ZM125 109H124V111H125ZM218 109L219 110H223V112H224L223 116L226 114L229 117V118L227 117V119H226V117H225L226 115H225L224 116V119L225 120H228V121L231 122V121H233V119L230 120V118H234V120L236 119L235 124H233V125H235L234 127L230 126L233 122L230 123L229 126H228V123L229 122L227 123V126L230 127V132L233 131L234 133H236L235 134V135H237V137L235 136V139L237 138L236 141L234 140V137L232 138V136H230L233 133L232 132L230 133L229 132V129H228V132L230 133V135L228 133H225V131H224L225 129H223V126L226 125V123L224 124V121L225 120L220 118L222 116H219V115H222L221 112L216 113L217 111H219ZM259 109H262V110H260L261 111L260 113L257 112V110L259 111ZM32 110L34 111V108ZM96 110H98V111H96ZM177 110H178V108H177ZM18 111L19 112L20 111L21 112L23 111L25 113H23L24 115H22L21 112H20L19 114H21V117L18 114L20 118L18 117V119H16L15 117H17L16 114H17ZM74 111L75 112H81V114L78 113V115H77V113H74ZM99 112H101L102 115L105 113L104 115L106 116V118L104 117V119H103L102 116L100 117L99 115L101 113L98 114ZM256 112L259 113L260 118H259V115H258V117L255 118L254 115H257V114H255ZM31 113L34 114L33 112H31ZM209 113L212 114V115H213V113H216V114H219V115H217L216 119H214L215 117L214 118L211 117ZM160 114H159V116H160ZM205 114H209V116L215 120L213 122L212 119L209 116L206 117V118L209 117V119H211L210 121L212 122V124L215 123V126H214V125H211L210 124L211 122L208 121L209 123H207V121H206V123H207V125L209 127L212 126L213 130L211 128L207 127V125L206 126L203 125L204 124L203 123L204 120H201V117H202V119H204L203 118V115L206 116ZM216 114L214 116H216ZM107 115L110 117V119L112 118L111 120L109 119V121H111V122H112V120H114L113 117L116 118V116L119 115L118 116L119 119L117 118L118 119L117 124L119 123L121 125V128L122 127L123 128L125 127V126H122V124L125 125V123L128 122L127 120L133 121V119H135L136 121H138L137 118L139 120L142 119V120L138 121V123L139 122H141V123L143 122V123L142 124L140 123L141 125L140 126L138 125L139 127L136 125L138 127V131L136 130L137 129L136 126L134 127L135 129L132 128L131 126H129V127H131L130 128L131 130H136L137 131V132L135 131V134L137 133L136 135L133 136L130 133V131H131L130 129H129V132H128V130L126 131L127 133L125 131H123L124 129L121 130V131H123V132L120 131L122 134L118 131L121 135H125V134L128 135V133H130L131 136H133V139L134 140H133L132 143H134L135 146L133 144L129 143V142H128V144L126 142H125L126 144L123 143L126 148L128 147L127 149H130L129 146L132 145V147H131L132 148L131 149L132 150L131 153H129L130 150H129V152H127L128 150L126 149L127 150L126 151L123 148V146H122L123 144H122L121 145L122 146L121 148L124 149L125 152H127L129 155H126L125 158L123 157L124 159L122 158V160L121 159L119 160V157L116 155V152H115V155L118 157V162H115L117 160V158L115 157V155H114V157L116 158V160L113 159V160H115L114 163L113 162L110 163L109 161H107V162H109L110 165L109 164L108 165L110 167L116 166L115 168H113L114 170L111 168L113 172L116 171L115 169L118 170L121 166L122 167L125 166L124 169L128 166V168L130 167L129 170L132 168L131 170L132 171L134 170V172H136L137 175H136V173L135 174H130V173L127 174L126 172L125 173L118 172L119 170L120 171L121 170H124L121 167L122 169L120 168L118 171H116V173H111V171H110L111 169H109L108 171L107 170H104V173H105V171L106 172H109L110 171V173H107V174L105 173V175L103 173V176H102V174H98V175H101V176H97V175L96 176H93L92 175L93 177H91V175H90V177H89L88 176V173L90 171L89 170L90 169V166L89 165H92V164H89L88 165L89 167H86L85 166L86 168H88V172H87V169L83 167L86 164V162L84 163V162H80L78 160V159H80L78 155H80L82 152H83L82 155L83 154H86L87 151H88V154H89V149L90 148L88 149L89 141H87V139H89L90 137H88V136H92V138H94L93 139V142H92V140L90 142L91 143L90 145L92 147L89 146L91 148H94V146H93L94 145V142L95 141L99 142L98 139L101 140L100 138H98V139L96 138L97 140H95V137H97V136L98 137H101V136H99L100 133L102 134V137L101 138H103V134H105L104 137H106V133L107 132H105V131H109L110 129L112 131V128L115 126V123H114L115 121H113L112 123L109 122L108 119H107L109 117ZM151 115H153L151 117L152 118L151 119L152 121L149 119V116H151ZM156 115H158V114H155V116ZM13 116H15L14 118L16 120H13L12 119ZM97 116L100 117L98 119L99 121H97V122H100V123H96V124H97V126H98V124L101 125V127L99 126L98 128H102V126L104 125V127H103L104 133L102 132L101 129H100L101 132L98 133V131H97L98 128L96 129V127H94V126H96V124L94 126L92 125L94 127V129H96L95 132H94V129L91 126H90L91 128L88 126L89 124H92L90 122H93L94 119L96 120L98 118ZM199 116H201V117L199 118L200 120L199 119L197 120V123H199V122L202 121L201 122L202 124H198V125L196 123L193 124L192 122L194 121V119L196 120V117H199ZM218 116H219V120H218L219 123L221 122V123L224 124L222 126V128H220V126H219L220 124H218V122H216ZM262 116H263V118H262L263 120L261 119ZM253 117L256 120L259 118L258 121L256 122L253 119ZM206 118H205V120H206ZM72 119H75L77 121H80V124H79L80 125L79 126L80 128L79 127L76 128V126H74V123H75V125H78V123L76 124L77 121H72ZM86 119H89L87 121H90V122H86L85 121ZM90 119H92V121ZM100 119H101V121L102 120L103 121H107L106 122V125H105V122H103V121L101 122ZM69 120H71L72 122H74L73 124L71 122V125H73L72 126L73 128L70 127L71 129H68V126H67V123H68V125L70 124L68 122ZM135 120H134V123L136 122ZM222 120H224V121H222ZM84 121L86 122V124H88L86 127L84 125L85 124ZM125 121H127V122H125ZM168 121L166 120V122H168ZM83 122H84V124H83ZM108 122H109V124H113L114 123V125H112V127H111V125H109ZM123 122H125V123H123ZM187 122H188V126L186 125ZM194 122H196V121H194ZM253 122L255 124L257 123L256 126H259V127H257V129L254 128L255 127L254 126L255 124ZM130 123H132V122H129V124L127 123L126 125L127 126L128 125H131ZM81 124H82V126H81ZM117 124H116L117 127H114L112 132L110 131L112 134L113 133L119 134L116 130L120 126H119V124L118 125ZM217 124H218L219 127L216 126ZM71 125H69V126H71ZM107 125H109V127H111V128H109L108 130H105V129L108 128ZM133 125H135V124H133ZM142 125L144 127L143 128H140V127H142ZM150 125H148V126L151 128ZM175 125H177V126H175ZM250 125H253L254 127L253 126L250 127ZM66 126H67V128H66ZM83 126H84V128H83ZM105 126H107V128H105ZM213 126L215 127V130H214V127ZM228 127H226V130H227ZM115 128H117V129L115 130ZM154 128L153 129H150V130L153 131ZM219 128H220V130L223 129V136H224V133L227 134V135H229L230 138H229V136L227 137V135H226V138H229V139L232 138V140H234L233 141L234 143H236L239 139H241V140H239L240 142L242 141L240 143L242 145L239 146L240 149L242 148V146H244L243 147L244 149L248 148L247 151H245L246 153H243L244 151L242 152L243 153V156L240 155L241 154V151L243 149H241V151L239 152V155L240 156L239 155L235 156L238 152L234 155L235 152L233 151V155L232 154L231 155L230 154L227 155L228 152L227 151H225V152L223 151V153L225 155H227V156L225 157L224 154H223L224 158L220 159V157H219V159H218V158H215L216 156L214 157V155H217L218 154L217 151H220V150H217L216 151L217 152L216 154L213 153L214 154L213 157L215 159H213L212 154H211V157L214 160V162H213L212 159H211V157H210V153L211 152H209L207 150H210V151L214 152L216 148L217 149H219V148L221 149L222 146H224L226 144V142L224 140L222 142H224L225 144L221 142L222 143V146L221 147L218 146L216 148H212L214 151L207 148L208 146H209V148H211V145L210 144H208L207 147L206 146L205 147H200L202 150L200 148L197 149V148H194V146H192V145L196 144V142L194 143L195 140L198 139L197 140L198 143L200 142V139L198 138V136H200L201 140H202V137H203V139L204 138L205 139L206 138L208 139L209 138L208 136L213 134L212 131H214L215 135L219 133L217 135V137L219 135H222V130L220 132H218L219 131ZM231 128L232 129L236 128L235 130H238L239 133L241 132L242 133V134H240L241 137L238 138L239 137V135H238L239 133H237L236 131L232 130ZM120 129H118V130H120ZM146 129H148V131H149V128L146 127ZM146 129H144L143 132L140 131L142 133V135L144 133H147L148 132V131H145ZM200 129L202 131H204V132H205L204 129H206V131L208 129H210L212 131L208 130L209 131L208 132L209 133L208 136H207L208 133L206 134V136L204 135L206 132L205 133L202 132L204 136L202 135V133L201 134L198 133V136H197V130H200ZM217 129H218V131H217L218 133L215 132ZM201 130L199 132H201ZM245 130H244V132H245ZM56 131L57 132H60V134H58V136L62 135L61 132L63 133V135H62L63 137L66 136V137H64L65 138L64 141H66V139L68 138V136L70 137L71 135H74V134H75L74 138H77L76 135H78V139L79 138L81 139L82 138V135L83 136H86L87 138L86 137H83V138H85L86 139L85 141L88 142V145H87V143L85 144L87 146L86 147L87 149H85V150H87V151H85L84 149H82V151H81L80 154L79 153L78 154H75L74 153L76 151L75 149L79 145L81 146V144H82V143H78V142L74 143V144L77 145V146L76 145L74 146V148L76 147L75 149H73L72 147H70V149H68V150L66 149V147H64V146H66L68 144V142H67L66 145L61 142L62 143V146H63V149L65 148V150H63V152L59 151V149L61 150V148H62V147L60 148V145L61 144H59V142H58L59 148L57 147V150L55 149L56 146H57V144H56L55 148L54 147L52 148L53 145H50V142L51 141H54L53 140L54 137L56 138V136H57L56 135V133H57ZM79 131L81 133H83L82 135L80 134L81 136L79 135V133H80ZM91 131H93V132H91ZM185 131H189L190 133L189 132H185ZM89 132H91L92 134H95L96 133L97 136H94L93 137V135H91V133H89ZM149 132L147 134H150V133L153 134L154 133V132L153 133L152 132L149 133ZM141 133L139 134L140 136H141ZM167 133L168 132H166V134ZM112 134L111 135L109 134L110 136H108V134H107L108 139L107 138L106 139L109 140V142H112V144L114 146V144L117 143L118 141L116 140L115 143L113 141H115V139H117V138H115L116 136L117 137H120V134L119 135H115L114 136L115 139L114 138L113 139H109V138H112L113 137ZM151 134H150V136H151ZM126 135L121 138L122 141H124L123 138L126 137ZM129 135L126 138H129L130 137ZM145 135L146 134H144L143 136H145ZM253 135H254V133H253ZM258 135H256V136H258ZM143 136H141V137H143ZM212 136H210V138ZM215 137L213 136V138H215ZM70 138L72 139V136ZM126 138H125V141H126ZM169 138H167V141L168 140L170 141ZM187 138L188 137L186 136V139ZM213 138H211V140ZM219 138H221V137H218V140L219 141H217V143L221 141V139H219ZM58 139H60V138H58ZM103 139H105V138H103ZM106 139H105V141H106ZM178 139H180V137ZM253 139H256V138L253 137ZM16 140H18V141L20 140L21 141V145L16 146V143L14 144V142H18ZM62 140H63V138H62ZM62 140L60 139V141H62ZM74 140L75 139H72L73 142H74ZM130 140L131 139H129L128 141H130ZM204 140H202L203 142H201V143L204 144ZM213 140H212V142L207 140L208 142L205 141V143H209V142L210 143H213ZM48 141H49V143H47ZM72 141H70V142H72ZM82 141H84V140H82ZM101 141H103V140H101ZM142 141H144V139ZM167 141L165 143H167ZM169 141H168V144H170ZM182 141H184V140L182 139ZM182 141L180 140L181 143H182ZM190 141H193V143L190 142ZM228 141H230V140H228ZM228 141H227V143H228ZM239 141H238V143H239ZM79 142H81V140ZM97 142L95 144H96V146L98 148L97 149L98 152H99V150L100 151H103L101 149H104L106 147L108 148V146H107V144L109 145V142L108 141H106V143L104 142V143L100 144L99 146L97 145ZM180 142L178 140V143L179 144H180ZM56 143H57V140H56ZM92 143H93V145H92ZM143 143H145V142H143ZM187 143H189L188 145H190V143H192V145H190L191 147L188 146ZM217 143L215 142V144H217ZM18 144H20V143H18ZM74 144H71L70 143V146L71 145L73 146ZM141 144H142V142H141ZM254 144H256V145H254ZM101 145H104V146H102L104 148H99ZM142 145H143V148H144L145 145L144 144H142ZM186 145L188 147L192 148V149H189L188 150V148H185ZM196 145H195V147H196ZM199 145L201 146V144H199ZM199 145H197V146H199ZM204 145H206V144H204ZM219 145H221V144L219 143ZM227 145H229V143ZM233 145H235V144H230V146H231L230 149L231 148L232 149H235L237 147L236 145H235V147ZM80 146H79V148L81 149L82 146L81 147ZM214 146H217V145H214ZM214 146L212 145V147H214ZM67 147H69V144H68ZM182 147H184V149H187V150H184ZM226 147L229 148V146H226ZM253 148H256V151L259 150V151H257V152H259V154L256 153L255 151H253ZM263 148H262V150L264 152V149ZM113 149H117V145H116V148L114 147ZM122 149H120V150H122ZM164 149H166V150H164ZM222 149H224V148H222ZM237 149H238V147H237ZM73 150H74V152H73ZM94 150L90 149V153H91V151L94 152L93 154L97 153L96 152V148H94ZM107 150H110V149L108 148ZM124 150L122 152H120L118 150L119 151V154L121 153L122 156L124 154H127V153H124ZM104 151H103V153H104ZM115 151H117V150H115ZM228 151H230V150L228 149ZM235 151H236V149H235ZM77 152H78V150H77ZM108 152H110V151H108ZM113 152H114V150H113ZM253 152H255V154H257L258 157L260 156L259 157L260 158L259 161L257 159V155H254V154L251 155ZM220 153L221 152H219L218 155H220ZM88 154H86L88 156L86 159L89 158V155L90 156L92 155V153L89 154V155ZM74 155H76L77 159L74 157ZM121 155H120V158H121ZM218 155H217V157H218ZM83 156H80L81 157L80 160H86V159H84L85 156L84 157ZM102 156H103V154H102ZM106 156H107V153H106ZM208 156H209L210 160H209V158H207ZM249 156H251V157L249 158ZM252 156H254L257 159V160L255 159V160L258 162L259 165L261 164V166L259 168H257V169H256V167H257L258 164L256 165V167L254 165V164H256V161H255V163H251V161L253 162V159H252L253 157ZM73 157L75 158V161H74V159H73V161L71 160ZM92 157L93 158L97 157L99 159L98 161H100V159L103 158L101 156H100L101 158H99L97 156V154L95 155V157L92 155ZM108 157H106V158H108ZM112 157H113V155L111 157H109V158L112 159ZM261 157H263V158H261ZM205 158H207L208 161H205V160H207ZM248 158L251 159V161L250 160L248 161ZM111 159H109V160L112 161ZM76 160H78L79 163H81V164L83 163L84 164L81 168H83L82 170H85L86 169L85 171L87 172V175H84L86 173L85 171L80 172L81 169H79L80 171L77 170L78 172H80V173H83L84 172V173L81 174L82 176L81 175L75 176V174H74L75 171H76V169H75V171L73 170V175L74 176L73 175L72 176L69 175V171H68V174L67 175H69L68 177H70L68 179H63L62 180V178H64V177L61 176L62 178H60V177L59 178L53 177L51 179L48 178L46 180L45 179L42 180L43 178H46L45 175L47 176L50 173H52V175H53L54 174L53 173V171H54L53 169L54 168L56 169V166H58L60 164L62 165V164L69 163L70 167L72 165H74L72 163L70 164L71 161L79 164ZM89 160H90V158H89ZM89 160H87V162ZM93 160L94 159H92L90 161H93ZM94 161L98 163V161H96V160H94ZM202 161H204L205 163L202 162ZM210 161H212V162H210ZM105 162H106V160H105ZM105 162H100L101 163V166L104 165L103 163H105ZM201 162L204 165L207 163L206 164V168L207 169L206 168L201 169V167L204 166V165H201L202 164ZM261 162H264V161H261ZM197 163H198V165H197ZM199 163H201L200 164L201 166L198 168ZM209 163L211 164V166L208 168L207 165H210ZM193 164L196 165V166H193ZM247 164H249L251 166H248V168H246L247 167ZM108 165H105V167H107ZM177 165L180 166V167H183V168L184 167H188L190 169H187V168H184L183 169L182 168L180 170V167H179V170L180 171L183 172V170H184V173L185 174H182V172L180 173V171H177L178 170V169H176V167H178ZM238 165L241 168H244V169L246 168V171L247 172L244 173L245 170L242 171V169ZM244 165H245V167H242ZM99 166H100V164H99ZM99 166L97 167L98 170L95 171V174L96 173H99V171L102 168H104V166H102V167L100 166L101 168L99 170ZM173 166H175V168H173ZM236 166L238 167V169L239 168L240 169L238 170L237 168H235ZM253 166H254L255 169H253V170L250 169L252 171H249V168H252ZM60 167H65V166L62 165ZM76 167H77V165H76ZM92 167H93V165H92ZM192 167H193V169L195 168V170H192L191 169ZM196 167L198 169H196ZM66 168L67 167H65V169ZM71 168L73 169V167H71ZM97 168H95V169L93 168V170H96ZM128 168H126V169H128ZM170 168L171 169L173 168V170L175 169L174 171L172 170L173 172L171 171V173L173 175L174 172L176 171V173H175L176 176H175V174H174V176H170L171 175L170 172H169L170 171L169 170ZM58 169L59 168H57V170H56L57 174H58ZM106 169H108V168H106ZM126 169H125V171H126ZM166 169L169 170V171H166ZM186 169H187V171H185ZM199 169H201V170H199ZM61 170H59V174H61L60 173ZM67 170H70V168L67 169ZM129 170H127V172ZM131 170L129 172L134 173ZM156 170H157V172H156ZM189 170H190V172L188 173ZM240 170L242 171L243 174H240L239 173ZM50 171H52V172H50ZM70 171H72V170H70ZM77 171H76V173L78 174ZM150 171H151V173H150ZM152 171L156 172L157 174L153 173ZM158 171H163L164 174H167V172H168V174H170L169 175L170 177H165L166 175L164 176V174H162L163 175V178H162V176L159 177V178H153L152 177L153 174H155V176L157 175V177H158ZM100 172H103V169ZM121 172H123V171H121ZM177 172H179L181 174V177L180 176H177V174H178ZM43 173H46V174L45 175H42ZM63 173H64V171H63ZM71 173L72 172H70V174ZM91 173H93V171ZM91 173H89V174H91ZM146 173H148V174H146ZM216 173H218V174H216ZM139 174H141V175L144 174V175L141 177ZM149 174H152L151 175L152 178H146L147 177L146 175H149ZM180 174H178V175H180ZM186 174L187 175L189 174L188 176H192V177H186L187 176ZM206 174L207 175L210 174V176L209 175L207 176ZM212 174L213 175L216 174V175L214 177L213 176L211 177ZM36 175H42L44 177L41 179L42 176L41 177L39 176L40 180H38V179H36V177H37ZM182 175H185V176L183 177ZM144 176H146V177L144 178ZM195 176H197L199 178H196ZM50 177H51V174H50ZM148 177H150V176H148ZM204 177H206V178H204ZM132 190H134V192ZM135 190H138V191L136 192ZM91 191L93 193H90ZM67 194L70 195V196H68L69 198L67 197ZM63 195H65L68 199L66 197H64ZM257 195H259L258 196L259 198L257 199L255 197V199H254L253 197L254 196H257ZM59 196L62 197V199L60 197L61 200H59V198H58ZM63 197L66 198L64 201H62L63 200ZM249 198H252L253 200L251 199L252 200L251 201V200H249ZM207 202L208 203H212V205L211 204H208ZM142 210H143V212H142ZM243 214H245V215H243ZM239 215L244 216L245 218L247 217L246 218L247 221H245L246 219L243 218V217H242L243 219L240 218ZM236 216H237V218L238 217L240 218L241 222L237 220ZM248 217H249V219H248ZM235 218H236V222L234 221ZM242 220L245 221L244 223H246L247 225L246 224L243 225ZM248 220H251L253 222V224H251V221H250V224H251L250 228L251 227L253 229L258 228V230L256 229L257 231L254 230L255 231L254 232L252 229H249V227H248L249 221ZM237 221L240 222V223H238ZM116 222H117V224L115 225ZM259 222H260V224H259ZM197 223H200L201 224L200 227H198V228H196V226H199V224H197ZM167 225L168 226L169 225L172 226V228L170 227L171 229H169V230H171L170 232H169L168 228H166ZM93 228H97V230L95 231V229H93ZM155 228H157L156 230L158 232L160 230H163V228L164 229L166 228L168 232L165 230L167 233L165 232L163 234V232H164V230H163L162 232L160 231V233H162L163 235H159L160 233H158L155 230ZM245 228L246 229H249V230H252V231H246V233L248 234V236H247V234H246V236L248 238L250 237V239L248 241H246L247 240L246 239V240H244V242H240V241H243L241 239V237H243V238L246 237L245 235H242V233H243L242 231L245 232V230H246ZM261 228H262V231H261ZM91 229H92V233L88 236V234L90 233L89 230H91ZM151 229H154V230H151ZM150 231L151 232L152 231H154V232L156 231L157 233L155 232V234H154V232H152L154 234V236H155V237H151L152 238V242H148V243H146L147 245H144L145 243L141 242V240L144 238L145 239V242L146 241H150V238L149 237L150 236H153L152 233L149 234ZM86 232H87V234H86ZM81 233L82 234L85 233V235L84 234L83 235L84 236H88V237L81 239V237H82V234ZM249 234H250V236H249ZM78 235H80L81 237L78 236ZM158 235L160 237H158ZM240 235H242V236H240ZM146 236H149V237L147 238ZM76 237H77V239L73 240ZM79 237H80V239H79ZM221 240H223V241H221ZM69 241H71V242L75 241V242L71 243L72 246L71 247L67 246V247H69V248H67V247L64 246V244L66 245V243H68ZM119 242L120 243L122 242L123 247L117 244ZM140 242L143 245H141ZM219 242H218V244H220ZM224 243H225V245H224ZM138 244H140V246L137 247L136 245H138ZM148 244H151V245H148ZM116 245H118L119 247H122L123 249L122 248H119V250L116 249L118 247ZM228 245H230V247H228V248L229 249L231 248V249L228 250V248L226 247L228 251H225L226 249H225L224 246H228ZM132 246L133 247H137V249H139V250H137L136 248H133ZM55 247L60 248L59 252L53 251V248H55ZM128 247H130V248L132 247L133 248V249L132 248L131 249L129 248L130 251L131 250L133 251L134 249H136V250H134L135 252H134L133 255H131V254L129 255L128 254L129 256H126L125 257V255H124V252L125 251L124 250L126 248H128ZM112 249H114V250L116 249L118 251V253L120 252V249L122 251H124V252L121 251L122 252V255H124L123 256L124 258L123 259L121 258L120 260L119 259H116L115 256L112 255L114 253H109V251L110 250L112 251ZM187 249L189 251L190 250L191 251L188 253ZM127 250L128 249H126V251ZM185 250H186V252H185ZM106 251L109 253V255L111 254V256H113V257H111V256L109 258H105L106 256L105 257H102L101 254H103V252L104 253H107ZM182 251H184L185 254L184 253L182 254L181 253ZM207 251H205V253H207ZM127 252H129V251H127ZM127 252L125 253L126 255H127ZM108 253H107V255H108ZM130 253H132V252H130ZM179 253H181V254H179ZM191 253H193V254L196 253V254H194V256H192V255H190ZM119 254H121V253H119ZM178 254H179V256H178ZM115 255L117 256V258L119 257L117 255V252L115 253ZM120 257H121V255H120ZM63 258L64 259H67V260L70 259V261L66 262V260H65V262L63 263V262H61V260ZM170 258H172V259H170ZM167 260L168 261L169 260L170 261L173 260L174 263L168 262ZM166 261H167V263H166ZM186 261H184V264H187ZM226 261H229V263L226 262ZM230 261H231V263H230ZM178 264H180V263H178ZM181 264H183V263H181Z\"/></svg>",
	"mask_w": 264,
	"mask_h": 264
},
{
	"label": "rangeland",
	"instance_id": "374dc122",
	"mask_svg": "<svg viewBox=\"0 0 264 264\" xmlns=\"http://www.w3.org/2000/svg\"><path fill=\"white\" fill-rule=\"evenodd\" d=\"M56 1H57V0H56ZM56 1H53V0H52V1L50 0V2H49V1H47V2L45 1V3H48L49 5H48V4H47V5L50 6V7H48V6L46 5L47 8H48V10H49L50 8L53 9V12H54V13H52V14H53L54 16L51 14L52 9H51L50 11H48V10H46L47 8H45L46 6L42 8V9H43V12H41V13H40L41 16H39V15H40V14H38V13H39V10L41 11L42 9H41V7H40V9H38V8H39V6H42V5H40V4H43L44 1H43L42 3H41V2L38 3V4H39L38 7H37L36 4H35L36 6L31 7V8L33 9V10H32V11H33V14H32L31 11H30L31 13H29V7H27V8H26V7H23V8H22V7H20V6L18 7V5H16V7H18L19 11H18V9H17L16 7H15V9L11 8V9H13V10L10 11V10H8V6H0V7L4 8V9H5V7H7L4 11L2 10V8H0V10L3 11V13H2V11L0 12V15H1V13L3 14V15L0 16V18H2L3 16H5L4 14L8 15L7 13L11 12V14H9V16H10L11 18H10V17L8 18V22H9V19H11L10 21H11L12 24H13V22H14V25H15V23H16L15 26H12L11 23H7V22H6V23H7L6 26L4 25V26H5V27H4L5 30H3V29H2L3 27H2V28H0L1 32H3V33L6 32V34H8V33H9L8 31L11 30L12 32L10 31L11 33L8 34L9 36H11V34H12V35H18V37H17V36H11V37H12L11 40L13 39L14 42L17 41V40H20L19 37H21V36H22L21 38H28V39L31 38L30 40L32 41L33 44H36L35 47H37V49H38V47H40V46H42V48H43V47L45 48L46 46H48L46 49H47V51H50V54H51V51L54 50L55 47H53V49L51 50V48H50V46H49L48 44L52 42V43L50 44L51 46H54V45L57 46L56 44L58 43V46H59V44H60V46H59V47H56L55 49L58 48L59 51H61V52H62V50L65 51L64 49H66V45H67L69 42L71 43L72 40L75 38V35H76L77 33H78V35H79V32L81 31V30H80V31H76V34H75V35H72V34L75 33L74 29H72V28L74 27L76 30H79L80 28H81V29L83 28V30H84V28H87V24H86V25L84 24V22L87 23V21H85V18H86V17H89V16H90L89 19H90L91 17H93V18H91V19H94V18H95V12H96V16H97V14H98V17H96V19H94V20H89V19L87 18V20H89L90 23H91L92 21H93V22H96V20H98V18L100 17V14L105 13L104 11H102V12L100 11V10H102L103 8H104V10H106V12H108V13H109L110 10H111L110 13H112V14L109 13V15H113L115 12L117 13V8L114 10V8H112V7H113L112 4H110V5H112V7H110L111 9L109 8L110 5H109V6L106 5V6L101 7L102 5L99 4V5H100V8H99V5H98V6L95 5V6L97 7V9H98V8L100 9V10L98 9L100 12H98V10L96 9V7H92V8H94V9H93L94 11H93L92 8H91L90 10H88L87 8H89V7L84 6V5H82V6H84V7H83V11H82L81 4H79L80 7L77 8V9H79V10L81 11V13L84 14V15H82L80 12H78L79 10H76V7H78V4H76V7H75V8H74L75 5L73 6L74 11L76 10V12H74V11L72 10V8H70V7H72V6L69 7L68 5H63V6H65V7L68 6V8H65V7H64V9H63L62 5L60 4V5H61L60 7H61L62 9H60V7H58V8H55V10H59V9H60V10H63V11H61V12H64V13H65V14L63 13V16H62V19H61L60 16L62 15V13L60 12V10H59L60 13H58V14H60V15L57 14L58 11H57V12L54 11V7H55V4H56ZM243 1L246 2L247 0H243ZM255 1H256V0H254L253 2L255 3ZM258 1H259V0H258ZM262 1H263V2H262ZM52 2H53V3L55 2V4H51ZM247 2H248V1H247ZM251 2H252V1H249L248 3L250 4ZM253 2H252L250 5H253V4H254ZM261 2H262V3H261ZM257 3H258V4H257ZM259 3H260V7H259ZM263 3H264V0H260L259 2H256V5L261 9V11H263V9H264V8H263V9L261 8V7H263V6H262ZM50 4H51V5H54V6H51ZM57 4H58V1H57ZM57 4H56V5H57ZM44 5H45V4H44ZM58 5H59V4H58ZM58 5H57V6H58ZM114 5H116V4H114ZM263 5H264V4H263ZM14 6H15V5H14ZM57 6H56V7H57ZM107 6H108L109 10H108ZM9 7H11V6H9ZM35 7L37 8V11H38V12H37V11H34V10H36ZM86 7H87V8H86ZM114 7H115V6H114ZM116 7H117V6H116ZM255 7H256V6H255ZM20 8H21V9H20ZM69 8H70V10L73 11V14L76 13L75 15H77V16H78V13H80V15H79L80 17H77V16H75V15H71V16H70V17H72V19H71V18L69 17V14H70V12L72 13V11H69V10H68ZM105 8H107V9H105ZM23 9H24V10L27 9L28 13H27V11H24ZM65 9H67V10L64 11ZM85 9H87L90 13H91V12H92V13L90 14V13H89L88 11H86ZM95 9H96V11H95ZM7 10H8V11H7ZM20 10H21V11H24L23 13H25V12H26V13H25V14H22ZM44 10H46V11H44ZM84 10L86 11V14H87V15H86L85 13H83V12H85ZM91 10H92V11H91ZM107 10H108V11H107ZM5 11H6L7 13H4ZM16 11H17V13H18V17H17V13H16ZM47 11H48L49 15L47 14ZM67 11H68V12H67ZM112 11H114V13H113ZM13 12H14V13H13ZM19 12H20V13H19ZM34 12H35V13H34ZM45 12H46V13H45ZM55 12H56V13H55ZM66 12L69 13L67 16H68L69 19L72 20V22L75 21V17H76L77 19H78V18H82V17L84 18V19H83V20H84L83 23L81 22L82 20L80 21L82 24H80L79 21H78L79 23L77 22V24H78L79 26H78L77 24H75L77 20H76L75 23H74L75 25L72 23L73 26H72V28L70 27V28L73 30V31L70 33V34L72 35V36L70 37L71 39L68 38V37H69L68 33H69L71 30H69V28H67V30H66V31H67L66 34L68 35V37H67V35L65 34V32H66V31H65V28H66V27L63 26V24H62V23L65 24V22H67V21L69 20V19H67L66 16H64V15H66ZM93 12H94V13H93ZM97 12H98V13H97ZM190 12H192V13H193V12H194V13L196 12V13H197V11H190ZM190 12H187L186 14H187V15H191L192 13H190ZM263 12H264V11H263ZM263 12H262V13H263ZM12 13H13L14 15L16 14V16H14ZM36 13H37V14H36ZM43 13H44V14H43ZM108 13H107V14H108ZM116 13H115V14H116ZM189 13H190V14H189ZM194 13L192 14V16H190L191 19L189 18V16L186 17L187 15L185 14L184 16H185L186 18L183 19V21H180V20H182V17H181V19L179 20L180 23L184 22L185 24H184V23L180 24L178 21H176L175 23L178 22V23L181 25L180 28L183 27L184 25H185L184 27H187V25H190L191 23H192L191 25H193V27L195 28L196 25L194 26V24L196 23V24L198 25V23H199L200 25H198V26H200V31L196 29L197 31H199V32H198L199 34L196 32V30L194 31V33L196 32L199 36L204 35V34H205L204 32L208 33V32L210 31V25H211V22H212V24H213V25H211V26H214V25H215V24H214L215 22L212 21V20H211V22H210V18H209L208 16H207V17L209 18V20H208V19L206 20L207 17L204 18L205 15L202 13L200 17L202 18V16H203L204 20H206L207 22H204V23L201 24V23H200L201 21H199V19H198V20L196 19V18H199L198 16H199V13H201V12L198 11V13H197L198 15H196V18H193V17H195V14H194ZM26 14H28V15H26ZM29 14H31L30 17L33 15V16H32L33 19L31 18V19H32L31 22H32L33 24L29 21V20H31V19H28V20H27V17L29 18ZM42 14L44 15V17H43ZM45 14L48 15V17L51 15L50 17L52 18V20H53L52 22H53V23L51 22L50 25H48L47 23H49L48 21H50L51 18L49 17V18H50V19H49ZM56 14H57L58 16H57ZM88 14H89V15H88ZM92 14H94V16H91ZM22 15H24V18L26 17V21H29V22H25V23H24L23 21H25V20H24V18H22V17H23ZM25 15H26V16H25ZM34 15H35V17H36L35 22H36L37 25H34L35 22H33V20L35 19ZM37 15H38L39 17H41V19H40ZM85 15H86V16H85ZM103 15H104V14H102L100 18H103V17L105 16V15H104V16H103ZM109 15H108V16H109ZM116 15L119 16L118 13H117ZM19 16H20L23 20H21V18H20ZM81 16H82V17H81ZM102 16H103V17H102ZM117 16H111V18H112V17H116V19H119V18L121 17V16H119V17L117 18ZM7 17H8V16H7ZM7 17L5 16L4 18H7ZM45 17H46V19H45L46 21H43L44 23H43V22H42V23L48 25L47 27H51V29L49 30L50 32L52 31V28H53L56 24H60V19H61V25H58V26H59V27L61 26L62 30H64V31H61V28L59 29V31H60V32H63L66 36H65V35H62L63 33H60V34H59L58 29L55 30L56 28L54 29V31H52L53 33H50L48 30H46V29H47L46 26H45V27H46V29H45V30H46V33H44L45 30L43 31V29L40 28V27L42 26V25H41L42 23L39 22L38 20L40 19V21H42L43 18H45ZM54 17H55V18H54ZM56 17H57V18H56ZM63 17L66 18L67 20L65 19L66 21H65V20L63 21ZM73 17H74V20H73ZM17 18H20V19H19V20H20V22H19V23H20V24H19V25H20V28L16 27V26H17V20H18ZM38 18H39V19H38ZM53 18H54V19H57V22H55ZM109 18H110V16H109ZM122 18H123V17H122ZM122 18H121L120 20H121V21L124 20L123 22H126V25H125L123 22H122V24H120L121 21H119V22H118L119 25H116V27H117V26L119 27V26L121 25V26L119 27V28L121 29V28H122V25H124L122 29H124V27L126 26L125 30H126L127 32H129L128 29H127V28H129V27H127V24H128V26H130V24H129V22L127 23V21H125L126 18H124V19H122ZM187 18H188V19H187ZM201 18H200V20H201ZM203 18H202V19H203ZM16 19H17V20H16ZM47 19H49V20L47 21ZM103 19L105 20V17H104ZM112 19H113V18H112ZM114 19H115V18H114ZM195 19H196V20H195ZM211 19H213V17H211ZM13 20H14V21H13ZM15 20H16V22H15ZM19 20H18V21H19ZM78 20H80V19H78ZM100 20H102V19H100ZM100 20H99V21H100ZM104 20H103V21H104ZM184 20H185V21H184ZM186 20H187V22H190V23H188L187 25H186V23H187ZM188 20H190V21H188ZM251 20H252V23H253V19H251ZM21 21H22V22H21ZM62 21H63V22H62ZM99 21H98V22H99ZM112 21H113V22H116V20H112ZM170 21H171V20H170ZM194 21H196V22H194ZM197 21H198V23H197ZM202 21H203V20H202ZM208 21L210 22V23H209L210 25L208 24ZM246 21H247V20H246ZM246 21H245V22H246ZM45 22H47V23H45ZM58 22H59V23H58ZM93 22H92V23H93ZM100 22H102V21H100ZM167 22L169 23V21H167ZM213 22H214V23H213ZM245 22H244L243 26L245 25ZM249 22H250V20H249ZM249 22H246L247 25L251 23V22H250V23H249ZM254 22H255V21H254ZM21 23H23V26H21V25H22ZM27 23H30V24L27 25ZM69 23H70V22H68L67 24H69ZM88 23H89V22H88ZM92 23H91V24H92ZM168 23H167V24H168ZM175 23H174V24H175ZM257 23H259V22L257 21ZM1 24H2V23H0V27L3 26V25H1ZM8 24H11V25H10V26H12L11 29H10V27H9ZM24 24H26V25H25L26 28L24 29V30H25V33H27V32L31 33L30 35H31V36H34V38H36V37H35L36 35H34L33 33H34V32L36 33L37 31H39V28H40V31L42 30L43 33L39 31L41 34H40L39 32H38V34H39V36H41V35L43 36V37L41 36L40 38H44V39H42L43 41L45 40L44 42H47V40H49V39H51V38H54L55 40H54V39H53L52 41L50 40L51 42H50V41H49V43L47 42L48 44L46 45V43H43V41L37 36L38 38H36V40H35L36 43H35V41L33 40V39H34L33 37H28V36H29L28 33H27L28 36H26V34H25L26 37L23 36V35H24V31H22V30H23V28H24ZM53 24H54V26L52 27ZM83 24H84L86 27H85ZM91 24H89L90 27H88V28H89L90 30L93 29L92 32H91L88 28H87V29L90 31V32H88V33H87V30H84L85 32H82V31H83V30H82V31L80 32V34H81V33L83 34V35L81 36V38L84 37V33H86V34H90V36H89V35L86 36V34H85V37H84V38H89V37H90V39H88V40H89V41L93 40L94 42H95V39L98 37L99 34H101V36H102V34H103V36L106 35L105 37H107V35H108L109 33H111V32H112L113 34L116 33V34H117V35H115L116 38L114 37V35H113L112 33H111L112 35H110V34L108 35L109 38L111 37L112 39L114 38L115 40H116V39L118 40L119 36H122V35H120V34L122 33L121 31H123L122 29L119 30V29L116 28L117 30H116V29H113L114 32L111 31V32H109V33H108V29H107V31H106L107 33H106L105 31L102 33V31H100L99 28H98V29L95 28V26H96L95 23H94L95 25L92 26V27H91ZM116 24H117V23H116ZM174 24H173V21H172V26H171V23L168 24V25H169L170 27L174 28V30L177 29V31L180 32L182 28L180 29L178 26L175 25V27H176V29H175V27H173ZM179 24H177V25H179ZM183 24H184V25H183ZM203 24H204V25H203ZM205 24H207V27H204ZM260 24H261V22H260ZM263 24H264V22H263ZM7 25H8V26H7ZM31 25H34V27L31 26ZM40 25H41V26H40ZM65 25H66V24H65ZM81 25H83L84 27L81 26ZM89 25H88V26H89ZM201 25H203V26H201ZM208 25H209V26H208ZM253 25H254V23H253ZM253 25H252V27H253ZM255 25H258V24H255ZM255 25H254V26H255ZM27 26H28V27H27ZM29 26H30V28L32 27V29H34V28L36 29L38 26H40V27L37 28V30L34 29L35 31H34V30L32 31V30L29 28ZM36 26H37V27H36ZM56 26H57V25H56ZM56 26H55V27H56ZM62 26L65 27V28L63 29ZM66 26H67V25H66ZM68 26H69V25H68ZM68 26H67V27H68ZM76 26H78L79 28H78V27L76 28ZM80 26H81V27H80ZM166 26H167V25H166ZM169 26H168V27H169ZM198 26H196V27H198ZM215 26H216V25H215ZM215 26H214V27H211V31H210V32H211V33H210L211 36H212V29H214V30L216 29ZM243 26H241L243 30H242L241 27H240V29H241L242 31H244V29H245V31H246V29L249 28V27H250V29L252 30V32H256V31L260 30V29H258V30L255 29L257 26L254 27L253 29H252V27H251L250 25H249V26H246V25H245V27H243ZM259 26H260V25H259ZM261 26L263 27V25H261ZM261 26H260V27H261ZM13 27L16 28V29H12ZM21 27H22V30H21ZM43 27H44V26H43ZM43 27H42V28H43ZM93 27L95 28V30H96L97 32H99V31H100V32H99V33L94 32L95 30H94ZM96 27H99V26H98V23H97V26H96ZM112 27H115V23H114V26H112ZM112 27L109 28V31L112 30ZM201 27H203L205 31H204V30H201ZM246 27H247V28H246ZM7 28H9L10 30H8ZM178 28H179L180 30H178ZM194 28H192V26H191V27L189 26V30H190V29L193 30ZM198 28H199V27H198ZM205 28H207V29L209 28V29L207 30V29H205ZM258 28H259V27H258ZM19 29L21 30V32L23 33V35H22V33H20V30H19ZM27 29H28V31H26ZM185 29H186V30H185ZM185 29L183 28L181 32L183 33V31L185 30V32H187V35H188L189 33H192L191 30H190V32H189L188 27L185 28ZM250 29H249V30H250ZM263 29H264V28H263ZM14 30H15V32H17V31L19 30L18 32H19L21 35H19L18 32H17L16 34H14V32H13ZM16 30H17V31H16ZM30 30H31V31H30ZM98 30H99V31H98ZM118 30H119V31H118ZM125 30H124V31H125ZM214 30H213V36H214V32H215ZM241 30H240V31H241ZM251 30H250L249 32H251ZM254 30H256V31H254ZM4 31H5V32H4ZM47 31H48V32H47ZM55 31L58 32V33H56ZM115 31H116V32H115ZM117 31L120 32V34H119ZM124 31H123V33H122L123 35L126 33V31H125V33H124ZM177 31H176V32H177ZM202 31H203V32H202ZM207 31H208V32H207ZM236 31H237V33H236ZM240 31H239V28H238V29H236V30H233V32L231 31L232 33L229 32V31H228V32H224V33H225V34H226V33H228V34L231 33L230 35L233 34V37H236V36H240V35H241V33H239ZM245 31H244V33L242 32V35H243V36H241V39H243L242 37H246V38H247V42H251V44H252V40L254 39V37H256V34H257V33H255V34L253 33V34L255 35L254 37H252L253 35H252V36H251V35H250V36H245V35H246V32H247V34L249 33V32H248V29H247L246 32H245ZM262 31H263V32H262ZM32 32H33V33H32ZM179 32H178V34H179ZM181 32H180V33H181ZM188 32H189V33H188ZM217 32H218V31H217ZM261 32H262V33H261ZM261 32L259 31V34H263V33H264V30H262V28H261ZM91 33H94V34H91ZM95 33H96V34H95ZM105 33H106V34H105ZM194 33H193V34H194ZM202 33H204V34H202ZM234 33H235V34H234ZM238 33H239L240 35H239ZM32 34H33V35H32ZM36 34H37V33H36ZM44 34H45V35H44ZM47 34L49 35L48 37L46 36ZM50 34H53V35H50ZM55 34H58V36L56 35L58 38L55 36ZM135 34H136V33H133V35H135ZM137 34H138V33H137ZM183 34H184V36L181 35V37H183V38L185 39V36H187V35H185L186 33H183ZM193 34L188 35V36H190V37L187 36L188 38H190L189 40H193V39H194V37H193L194 35H193ZM210 34H208V35L206 34V36H205V35H204V36H205L206 38H211V37L209 36ZM216 34H217V33H216ZM220 34H221V32L219 33V36H220ZM228 34H226L224 37L222 36V34H221L222 37H221V36L219 37L218 35H216V37L218 36V38H222V39L225 38L226 40H228V38H230V35L228 36ZM236 34H237V35H236ZM259 34H257V37L260 36ZM61 35L64 37V39L67 38L68 40H67V39L64 40L63 37H60ZM93 35H94L93 38H95V36H96L95 39H93V38L91 37V36H93ZM130 35H131V33H130ZM130 35H129V34H125V35L123 36V38L121 37L122 40H120V42H121V41H124V42H125V40H126L127 38H129ZM133 35H132V37H135V36H136V35H135V36H133ZM138 35H139V34H138ZM138 35H137V36H138ZM223 35H224V34H223ZM234 35H236V36H234ZM263 35H264V34H263ZM263 35H262L261 37H263ZM44 36H45V37H44ZM50 36H52V37H50ZM53 36H55V37H53ZM73 36H74V37H73ZM101 36H99V38H100L99 40L96 39L97 42H98V41L100 42V41L102 40ZM112 36H113V37H112ZM117 36H118V37H117ZM125 36H126V37H125ZM137 36H136V37H137ZM195 36H197V35H195ZM204 36H202L203 38H201V39H204V38H205ZM208 36H209V37H208ZM213 36H212V37H213ZM16 37L19 38V39H16ZM105 37H104V39H105V42H106L107 39H109V38H108V37L105 38ZM124 37H125L126 39H124ZM141 37H142V36H141ZM191 37H192L193 39H192ZM248 37H249V38H248ZM251 37H252V39H251ZM257 37H256V38H257ZM14 38H15L16 40H15ZM46 38H48V39L46 40ZM59 38H61V39L59 40ZM91 38H92V39H91ZM111 38L108 40L109 42L107 43V45H108L110 42H112V41H110V40H112ZM121 38H119V39H121ZM130 38H131V37H130ZM130 38H129V39H130ZM188 38H186V39H188ZM198 38H199V39L195 38L196 40H195L194 42L192 41L194 44L197 43L196 45H198V42H196V41H200V37H198ZM213 38H215V37H213ZM237 38H238V37H236L235 39H237ZM256 38H255V39H256ZM258 38H259V37H258ZM37 39H40V40H38V41H39V43H41V44H38V46H37V42H38ZM62 39H63L64 41H62ZM76 39H79V40H80V36H78V38H75V40H73V41H74V43L72 42V43H73V46H72V44H70V46H72L71 48H70V46H67V51L69 50L68 48H70V50L68 51V53H66V54L69 56V58H71L70 56H72V54H71V53L73 52L72 50H74V53L77 51V53L80 52L82 55H84V53L88 52V50H86V48L83 47V45L81 46L82 48H79V47H78L79 45H81V44H79V42H81V41L78 40V42H77ZM104 39H103V40H104ZM123 39H124V40H123ZM129 39H127V40H129ZM250 39H251V40H250ZM255 39H254L252 45L254 46V45H255V44H254L255 42H258V43H256V44H258V46L261 45V42H259L258 39H257V40H255ZM263 39H264V37H263ZM263 39H260V38H259V40H261V41H263ZM22 40L25 42V43L23 42L24 44H28L27 46H28V47H31V45H32V44H31V41L28 40L29 42H26L27 39H21V41H19V42H22ZM81 40H82V39H81ZM127 40H126V41H127ZM244 40H246V39L244 38ZM248 40H250V41H248ZM40 41H41V42H40ZM54 41H58V42L55 43ZM59 41H60V43H59ZM65 41L67 42V44H66ZM68 41H69V42H68ZM75 41L79 44V45L76 44V46L78 45V46H77L78 50H79V49L81 50V49L85 48V49H84L85 51H84V50L78 51L76 48H74ZM53 42H54V45H52ZM61 42H63V43L65 42V47H64L63 43L61 44ZM91 42H92V41H91ZM97 42H95L96 45H101L100 43H97ZM124 42H123V43H124ZM128 42H129V41H128ZM130 42H131V40H130ZM130 42H129V43H130ZM29 43H30V44H29ZM42 43H43V45H45V46H43ZM95 43H91V45H90V43H89V46L91 47V48H89V49H91V51H92V54H91L90 51H89V53H90L91 55H94V54H93V50H94L95 46L92 47V46H93L92 44L95 45ZM101 43H102L101 46H96V47H98V48H95V51H94L95 56H93V57L91 56V58H92L93 60H96V61L98 60L97 65H96V64H93V63H96V62H94V61L92 62V59L90 58V54H89V53H86V56H85V57L88 56L89 58H86V59H87V65H85L86 62H84L83 60H86V59L84 58V56L80 57V56H81L80 53H78V54L76 53L75 57L79 55V56H78V57H79V60H81V58H82V60H81V61H83L82 64H81V61H79V60L77 61V60H76V59H78V57H76V58L73 57V58L70 60V59H68L67 56H66V59H63V61L60 60L59 58H61V59H62V57L65 58V57H64V56H65V55H64L65 53H64V52L60 53L59 51H57L58 49H57L56 51H55V50H54V51H55L56 55H57V52H58V54L60 53L61 56H60V54H59V56L57 55L56 58H55V57L52 56V55L54 54V53H53L54 51H52V54H51V55L49 54V52H45L46 50H44V48H43V49H42V48H39V49H42L43 52H42V50H41L40 52H39V51L36 52L37 49L34 48V45H32V46H33L34 49H36V51L34 50L36 53H34V52L32 53V51H33V48H32V47H31V49H30V50H31V51H30L31 53H30L29 50H28L29 48L26 49L25 47L23 48V47L19 46L18 49H19V48H21V49H19V51H18V50H17V46H16V47H13V48H12L14 51H12V50H11V51H12V52H15V48H16V50H17V52H19V54H18L17 52H15L16 54L13 53V54H14L13 56H12V52H10V49H11V48H10V49L6 48V50H7V52H6L4 47H0V48H2V50L4 49L3 51H4L5 53H9V54H11L10 56H12V57H15V56H16V58L18 57L17 60L20 59L21 61H22L23 59H24L23 61H25V58H23V57L25 56V55H24L25 51H22V48H23V49H26V51H28V52H26V53H29V55L27 54L26 56H30V54H34L33 57L36 59V61H37L39 58H41V59H39V60H42V59H43V58H42L43 54H45V53H46V55L48 54L50 57L48 58L47 56H46V57L44 56V59H43V61L45 62V59L47 58L46 60H47L48 63H47V64L45 63V66L48 65L49 62H50V61H48V59L53 58V59H55L57 62H55V60H54V62L56 63V64H55L54 62H52L53 59H51V60H52V61H51L52 63H51V66H50L51 68L49 67L50 70H49V69H45L47 66L44 68V69L46 70V72H49V71L51 72L55 67H56V68L54 69L55 71H56V70H59V68H60V69H62V68L64 69L65 67H66V68L69 67L68 69H71L70 72H72V74L74 75L75 72L77 73V72L80 71V70H81V71H83V70L86 71V70L88 69L87 71H89V74H90V75L87 76V77L91 78V75H92V76L94 75L93 77H95V79H97L96 77L99 76L100 79H97V80H100V81H97V83L99 82L98 85L100 84L101 81H103V82H101L102 85L100 84V86H101L102 88H101L100 86H99V88H98L97 83H95L96 80H95V81H91V79H93V77L90 79L89 82H88L89 78L86 79V75H88V74H86L87 71H86V73H85V78L83 77V79L80 78V77H77V76H76V75L80 76L81 73H79V72H78L79 74H76V75H74V76L72 75V76L75 78V82H79V84L82 83V82H80V81H81L80 79H82V81H83V80H84V81H87V85H86L85 82H83V83H85V85H84L83 83L81 84L82 87H81V85H80V89L82 88V91H83V90L85 91V92H84V91L81 92V90L79 89V87H78V88L76 87V86H79V85H77L76 83H75V85H74V84H73L74 82L71 81L73 77L70 76L71 73H68L69 71H66V70L64 69V70H65V73H63V71H64L63 69H62V70H59V71H60L62 74H64V75H62V74L60 73V74H58L60 77H59V76H58V77H55L56 74L53 75V73H59V72H57V71H56V72H55V71L53 72V71H52V75H51L50 72H49L50 74H49V73H46V74H45L44 71L42 72V70H40L42 74H43V73L45 74V75L43 74V76H42V80H43V81H41V75H42V74H40L39 69H35V71L37 70V71H36L37 73H36V72H30L29 75H28V77H27L26 75H24V76H26V77L28 78V80H29L33 75H36V74H37L36 76H39V75H40V77H38V81H40L41 83L43 82L41 85L43 86L44 89L48 88V85H47L48 83H47V82L50 81V83H52L51 81H53V83L50 84L51 86L49 85V87H51V88H50V91H49V88L47 89L48 91H47V90H46V91H47V93H48V92L51 93V89H52V92H53V90H54V88H55V91L57 92V95H58V93H60V95H62V99H60V97H57L56 99H55V98H54V99L52 98V100H50L49 95H50V97H54V96L56 95V93L53 92L52 94H48V95L43 96V97H45V98H46V96H48L46 99L52 101V102H49V101L46 102V103H47V104H46L47 107H48V105H49V107L51 106L50 104H48V102L51 103V104L59 103V104H55V106H52V109H50L51 107H50V108L48 107V108L45 110L46 106L44 105V106H42L43 108H42V107H41V108L38 107V109H39V108H40V109H39V111H37V110H38V109H36L37 106H33V107H31V108H32V109L34 108V111H33L31 108H28V109H25V112H26V113L23 112V111H22V112L20 111L21 114H22V115H24L23 113L27 114V113H29L30 110H31V112H33L34 114H32V113L30 112L28 115H30V114H31V115H35V114H37V113H38V114H39V113H42L43 110L40 111L41 109H44V111H45L46 113H49V112H51V111H53V110H56L57 108H58V109L66 108V107L68 106V105H66L67 103L70 104V107H71V108H72V106H73V108H75L74 106H77L76 108H78V107H79V108H81V107H82V108H85L84 106H86L87 108H89L90 103H92L93 105H95V104L97 103V102L95 103L94 100L97 98L95 95L98 94V92H99V94H98V99H99V97H102V96H103V98H104V97H106V95H107L108 93H110V94L113 93V92H110L109 90H110L114 85H116V83L119 84V88H120V89L118 88V84H117V86H114V88H116V87L118 88V89H117V90H118L117 93H116V94L113 93L114 96L116 95L115 98L117 97V98L119 99V98L121 97V96L119 97V95L122 94V93H120V91L123 92V89H122V87H121L120 85H123V84H124V85L126 86V83H127V84L129 83V84H128V86H126V87L123 86V88L125 87L124 90H125V92H126L125 94L123 93V94H124L123 96L125 97V96H126L127 94H129V93H130V96H131V93H132V92H133L132 94H134V96H135L136 93L134 92V89H136L135 91H137V89L139 90V87H141V86L139 85V87H137V88H133L132 85L135 87V85H134L133 83L138 82V84H141V85H143V86H144L147 82L149 83L148 80H147V81L145 80V79H147V78H145V77H147V76L144 77V78H145L144 80L146 81V83H145L144 80H143L144 82L140 83V82H141L140 80H142V77H143V76H141V75H143V73H144L146 70H147V71H146V73H144V75L148 74V75H151L152 78L155 77L154 79L156 80V84H157V82H159V80H160V81L162 82V86H163V83H164V85L167 84V82H168L167 80H170V82H171V80H172L174 77H178V78L173 79V80L175 81V83H174V81H172L173 83H171V84H176V85L178 84V85H179V86L177 85L178 87H180V85H181L182 88H183L184 86L186 87V85H184V83H183V84H182V83H180V84L178 83L179 81H180V82L182 81V80H181L182 78H181V76H178V74H176L177 76H175V73L172 72V71H173L172 69H169V68H168L169 70L167 69V70H168L167 72H170V70H172V71H171V72H172L171 75H172L173 77L170 76L171 79H169V77H166L167 73H166V70H165V69H164L165 72H164L163 70L160 72V73H164V74H165L164 77H162L160 73H156V69H158L157 66L160 67V63L157 62V61H158V58H157V56H155V55L160 56V55H161V54H160L161 52H159V51H158L159 54H158V52H156L157 54H155V53L153 52V51H156V50L151 51L150 54H149V55H151L152 52L154 53V54L152 53V57L155 56L154 59H156V60L154 61L155 64H154V65L152 64V65H153V67L155 66V67H157V68L153 69L152 66L150 67V66L146 65V64H147V63H146V62H147V61H146L147 59H146V60H145V59L143 60V61H146V62H145L146 64L143 63V64H140V65L138 66V64H135V63H137V61H139V60H135V61H134V58L136 57V55L134 56V58H132L133 61L135 62V63H134V68H132V67H133V64H132V62H131V59L128 60L129 57H133V56H131V54H130V56L128 55L129 51H130L131 49H132V50H133V49L136 50V49H135V48H136L135 45H134V47H135V48H134L132 43H131V45H132V47H131V45H129L128 43H127V44H128L129 46L126 45V43L123 44V43L121 42L124 46H125V45L127 46V49H128V50L130 49L129 47H131V49H130L129 51L126 49V51H128V53L125 51V52L127 53L128 57L123 56V58H125V60L127 59V61H126V63L128 62L127 65H125V62H124V63L122 62V60H124L123 58H118L119 54H120V57H122L121 54L124 55L123 53H117L118 56H116V54H115L116 51H115V53H113V57H117V59L115 58L116 60L114 61V58H113V57L111 58L110 55H109V54H111L113 51H112V52L110 51L111 53H110L109 51H107V52H109V54H108V53H107V54H108L110 60H112V62L108 60V59H109L108 57H107V60H108V62H109L110 64L112 63L111 65H113L112 67H113V69L115 70L114 72H113V69H112V71H110V70H111V69H110V68H111V67H110L111 65L108 63L109 67H107L108 65H107V63H106V61H105L106 59L104 58L105 56L102 57V55H106V56H107V54H105V53H106V50H105V52H104V50H103V48H106V44L103 45L104 41H102ZM259 43H260V44H259ZM262 43H263L262 45L264 46V42H262ZM62 45H63V46H62ZM68 45H69V44H68ZM188 45H191V46H192V44H188ZM188 45H187V46H188ZM196 45H194V46L196 47ZM76 46H75V47H76ZM89 46H88V47H89ZM102 46H105V47L102 48ZM194 46H192L191 49H189V47L187 48V49H189V53H190V50H192V52L195 51V50L193 49ZM263 46L257 47V45H256L255 47H257V49H258V48H263ZM60 47H64V48H62V50H61ZM86 47H87V46H86ZM195 47H194V48H195ZM48 48H50V50H49ZM73 48H74V49H73ZM99 48L102 49V50H100ZM92 49H93V50H92ZM96 49H99V50H100V51L97 50V51H99V52H98L99 55L97 54ZM197 49H198V46H197ZM20 50H21V51H20ZM75 50H76V51H75ZM134 50H133V51H134ZM260 50H261V49H260ZM263 50H264V48H263ZM3 51H1V49H0V55H2V56H4V55H3V54H4ZM8 51H9V52H8ZM102 51H103L104 53H102V55H100ZM133 51H130V53H132ZM187 51H188V50H187ZM20 52H21V54H23V56L20 54ZM41 52H42V53H41ZM44 52H45V53H44ZM134 52H135V51H134ZM134 52H133V53H134ZM192 52H191V53H192ZM38 53H40V55H39ZM63 53H64V54H63ZM135 53H136V52H135ZM135 53H134V54H135ZM9 54H5V56H6V55L9 56ZM62 54H63L64 56H62ZM70 54H71V55H70ZM87 54H88V55H87ZM96 54H97V55H96ZM134 54H133V55H134ZM136 54H138V52H137ZM38 55H39V56H38ZM41 55H42V56H41ZM111 55H112V54H111ZM114 55H115V56H114ZM125 55H126V54H125ZM138 55H139V58H138V57H137V58H138V59H141V58H140V53H139ZM138 55H137V56H138ZM20 56L22 57V59H21ZM26 56H25V57H26ZM31 56H32V55H31ZM31 56H30L29 58H28V57H26V58H27V59H31V58L33 59V57H31ZM35 56H38V59H37ZM51 56H52V57H51ZM54 56H55V55H54ZM73 56H74V55H73ZM96 56H98V57L101 56V58L98 59V57H97V58L95 59ZM161 56H163V55H161ZM19 57H20V58H19ZM58 57H59V58H58ZM149 57H150V56H149ZM16 58H15V59H16ZM102 58H104V59H102ZM160 58H162V57H160ZM160 58H159V60H161ZM189 58H191V56H190ZM189 58H188V59H189ZM27 59H26V60H27ZM35 59H33V60H35ZM57 59H58V60H57ZM67 59L69 60L68 62H67ZM73 59L76 60L78 63H77L76 61H74ZM100 59H102L103 62L100 61ZM149 59H152V58L150 57ZM154 59H152L151 62H152ZM64 60H65L66 63H64ZM88 60H89V61H88ZM117 60H118V61L121 60V63H123L124 65H122V64H120V65H122V67L127 66V68H126V69H124V68L119 69V66H120V65L118 66L119 63L117 64ZM125 60H124V61H125ZM217 60H219V58H218ZM90 61L92 62L93 65L90 64V63H91ZM99 61L102 62V63L100 64ZM129 61H130L131 63H130ZM140 61H142V59H141ZM140 61H139V62H140ZM148 61H150V60H148ZM188 61H189V60H188ZM44 62H43V63H44ZM60 62H63L64 65H65V64H66V65L64 66V65H63L62 63H60ZM73 62H76L77 65H79V66H76V65H75L76 63H74L75 67H72V66H71V67L73 68V69H72V68L69 66V64H70V65H73V64H72ZM88 62H89V64H88ZM115 62H116V64H117V66L115 65ZM119 62H120V61H119ZM139 62H138V63H139ZM154 62H152V63H154ZM219 62H222L221 59H220ZM227 62H228V61H227ZM53 63H54V66H55L54 68H53ZM58 63H60V64H59L60 66L63 65V67L61 68L60 66H58ZM68 63H69V64H68ZM103 63H104V65L106 66V67H105V66L103 65V66L105 67L106 70H108V68H109V71L106 72L107 74L102 73V69H103V72L106 71V70L102 67V64H103ZM113 63H114V64H113ZM140 63H142V62H140ZM156 63H158L159 65L156 64ZM209 63H210V64H209ZM209 63L207 64V66H210L211 63H212V66L214 65L215 67H218V66H216V64H220V63H218V61H217V62L215 61V64H213V63H214L213 61H212V62L209 61ZM223 63H226V61H225V62L223 61ZM223 63H221V64H223ZM241 63H242V62H240V63H238V64H236V65H237V66H238V65L240 66ZM61 64H62V65H61ZM67 64H68V66H67ZM80 64L83 65L84 68H82V66H81ZM98 64H99V65H98ZM129 64H130V65H129ZM149 64H150V63H149ZM203 64H205V62H204ZM221 64H220L219 66H221ZM74 65H73V66H74ZM84 65H85V66H84ZM88 65H89V66H88ZM91 65H92V67H90ZM94 65H95V66H94ZM114 65H115V67H116L118 70H116V68L114 67ZM131 65H132V66H131ZM136 65H137L138 68H139V67H141V68L143 67L142 69H144V70L141 71V69H140V70L138 69L139 71H136V70H135V69H136V67H135ZM141 65H143V66H141ZM144 65H146V67H145ZM201 65H202V64H201ZM224 65L227 66V64H224ZM224 65H222V66H223L222 69L225 68ZM243 65H244V68H242ZM243 65L241 64V68H240V69H242V71L245 69V64H243ZM96 66H97V68H101V69H97ZM99 66H101V67H99ZM202 66H204V65H202ZM202 66H201V67H202ZM212 66H210V67H212ZM237 66H236V67H237ZM246 66H247V65H246ZM57 67H58V68H57ZM80 67H81V69H80ZM89 67H90V69H89ZM93 67H94V68H93ZM120 67H121V66H120ZM201 67H200V71H199V73H201V69H202ZM215 67L212 68L213 71H211L212 69L209 68V67H206V66L203 67V68H206V69H205V72H204V70H202L203 72H202V74H201V75H203V73H205V75H206L205 77H206V78L204 77V80L206 79V80H205L206 82L211 81L210 79H212L213 81H214V80H220L221 82H224V81H222L223 79L228 80V77H227V76H226L227 78H226V77L224 78V77H221V75H220V73H221V74L224 73V70H225V69H223V71H221V68H220V67H219L220 70H218V68L215 69ZM229 67H230V66H229ZM47 68H48V67H47ZM52 68H53V69H52ZM75 68H77V69H75ZM130 68H131V70L134 69L133 71H134V72L136 71L138 74H135L136 72L134 73L133 71H131L132 73H130L129 71H127V72H129L128 75H131V76H132V74H135V75H138V76H139V72H140L141 79H139L140 77H138V76H137L136 79H135V75H134V79H135V80L132 79V77L130 76V77H131V78L129 77V78H130V79H129L130 82H127V81L125 82V79L123 80V82H121L123 78H122V79H119V81H120L121 83H123V84H120L119 81L116 80L117 78L115 79V80H116V83H115V82H112V83H114V84L111 83L112 80L110 81V84H109V82H107L110 78H111V79L115 78L120 72H121L120 74L124 75L123 77H125V76L128 77V75L126 74L125 71H126L127 69L130 70ZM149 68H151V70H152V69H153V70L150 71ZM234 68H235V67H234ZM234 68H233V69H234ZM248 68H249V67H248ZM248 68L246 67V71L248 70V71H247L248 73L245 74V76H246L245 79L248 78V77H251L250 74L252 75V74H254L255 72H256L255 74H258V73H259V72H258L259 70H258L257 68H255V70H257V71H255V72L253 71L254 68H252V69H253V70L251 69V70H252V73H251V71H250V73H249V70H250V69H248ZM261 68L264 69L263 65L260 66L259 69L262 70ZM44 69H43V70H44ZM51 69H52V70H51ZM74 69H75L76 71H75ZM78 69H80V70H78ZM91 69H93V70H94V69H97V71L99 70V72H101L102 74L99 73V72H98L99 75L96 74V73H97L96 70H95L96 73H95V72H91V71H93V70H91ZM122 69H124L125 71H123ZM226 69H227V68H226ZM236 69H237V70H236ZM32 70H33V69H32ZM47 70H48V71H47ZM100 70H101V71H100ZM119 70H120V71H119ZM121 70H122L124 73H122ZM148 70H149L150 72H153V71H154V72H153L152 74H150V72H148ZM206 70H208L209 73L211 72V74H212V72L214 73V76L211 75L213 78H211V76H209L210 78L207 76L206 72H208V71H206ZM214 70H215V71H214ZM217 70H218L217 73H219L218 75L220 76V79H218L219 76H218L217 78H215V77H216V76H215V73H216ZM228 70H229V68H228L227 70H225V72L228 71ZM230 70H232V67L230 68ZM230 70H229V71H230ZM33 71H34V70H33ZM38 71H39V72H38ZM117 71H118V73H117ZM220 71H221V72H220ZM229 71H228V72H229ZM234 71L237 72V74H236V73L234 74V73H233ZM234 71H233V72H230L229 75H230V74H233V75H234V78H236V79L238 78V79H239V78L242 76V75H241V72H242V71L239 70L238 67L235 68ZM238 71H241V72H238ZM244 71H245V70H244ZM90 72H91V73H90ZM108 72H109L110 74H109ZM115 72L117 73V75H116ZM141 72H143V73L141 74ZM228 72H227V73H228ZM34 73H35V74H34ZM38 73H39V74H38ZM66 73H67V74H66ZM92 73H93V74H92ZM111 73H112V74H111ZM113 73H115V74H113ZM154 73L159 74L160 77H162V78H158V77H156L157 75L154 74ZM209 73H208V74H209ZM227 73H224L223 76L227 75ZM239 73H240L241 76L239 75ZM242 73H243V72H242ZM244 73H245V72H244ZM31 74H33V75L30 76ZM65 74H66V75H65ZM68 74H70L69 77L71 78V80H69L70 78L67 77ZM82 74H83V72H82ZM82 74H81V75H82ZM100 74L103 75L104 77H105V75H106V77L103 79V76L101 77ZM153 74L156 75V76H153ZM173 74H174V75H173ZM83 75H84V74H83ZM83 75H82V76H83ZM95 75H96V76H95ZM97 75H98V76H97ZM109 75H111V76H109ZM115 75H116V76H115ZM122 75H121V76H122ZM159 75H158V76H159ZM162 75H163V74H162ZM169 75H170V73H169ZM198 75H199V74H198ZM201 75H200V77L198 76L199 79H201V77H203V76H201ZM209 75H210V74H209ZM216 75H217V74H216ZM233 75H232V77H233ZM248 75H249V76H248ZM44 76H45V77H44ZM46 76H48V78L53 76L52 79H53V78H54V79H53V80L51 79V80H48V81H47V77H46ZM63 76H64V78H63ZM65 76H66L68 79H65V78H66ZM75 76H76V77H75ZM82 76H81V77H82ZM108 76L110 77L109 79H108ZM112 76H113V77H112ZM114 76H115V77H114ZM121 76L119 75V78H121ZM235 76H237V77H235ZM247 76H248V77H247ZM254 76H255V75H254ZM29 77H30V78H29ZM43 77L46 78V81H47L46 84H45V80H44ZM165 77H166V79L168 78L166 81L164 80L166 83H165L164 81H162ZM179 77H180L181 79H179ZM252 77H253V75H252ZM252 77H251V78H252ZM22 78H23V79H22ZM24 78H25V77H22V76H21V77L18 78L17 80L20 81V80L22 79L21 81H25V82H26L27 79H24ZM33 78L36 79L37 77L33 76ZM39 78H40V79H39ZM55 78H58V79L63 78V82H64L65 84H68V83L73 82V83H72L73 85H71V86H70V85H64V83L61 81L62 79L59 80V81H60L63 85L60 84V82H57V83H56L55 81L58 80V79H55ZM74 78H73V80H74ZM77 78H78L80 81H78ZM101 78H102L103 80H101ZM106 78H107L108 80H106L105 82L107 83V85L109 84V86H107V88L110 87V85H112V87H110V89L108 88V89H109V90H107L108 92L106 91V85H105V87H103V84H105L104 80H105ZM148 78H151V77L148 76ZM156 78H157V79H156ZM214 78H215V79H214ZM221 78H223V79L221 80ZM241 78H242L243 81H244V76H242ZM251 78H248V80H250ZM253 78H254V77H253ZM49 79H50V78H49ZM131 79L134 80L135 82L131 81ZM138 79H139V81H137ZM154 79L152 80V83H153V84H152L151 81H150V83H149V84H146L145 87L142 86V87L144 88L143 90L141 89L142 87L140 88V90H142L143 92H144V91L147 92V93L144 92V94H145L144 96H145L146 98L148 97V99H149V96L151 95V93L148 94V92H149L152 88H155L156 90L159 89V92L162 93V94H161V93H160V94H161L162 96H164V94H163V93H164V91H163L164 88H167V87H168L167 90H165V91H167V92H165V95H166V93L169 92V89H170V87H171V84H170V85L168 84V86L166 85V86H164V87L162 88V86H161V84H160V82H159L157 85H159L161 88H158V87H156L157 85L154 84V83H155V80H154ZM161 79H162V80H161ZM176 79H178V80H177L178 82L176 81ZM202 79H203V78H202ZM208 79H209V80H208ZM242 79H241V80H242ZM68 80H69V82H68ZM115 80L113 79V81H115ZM150 80H151V79H150ZM157 80H158V81H157ZM186 80H187L186 82H188V83H187V84H188V85H187V89H190V90H191V86H192V83H193V82H192V81L190 82V79H189V80L186 79ZM204 80H203V82H204ZM207 80H208V81H207ZM230 80H231V79H230ZM21 81H20V82H21ZM65 81H67V82H65ZM153 81H154V82H153ZM201 81H202V80H201ZM213 81H211V82H213ZM228 81H229V80H228ZM27 82H28V81H27ZM40 82H38V83L40 84ZM54 82H55L56 84H55ZM93 82L96 84V86H95V84H94ZM131 82H133V83H131ZM170 82H169V83H170ZM182 82H184V80H183ZM206 82H205V83H206ZM58 83H59V84H58ZM88 83H89V84H90V83H93V84H94L95 87L91 84V89L95 88V91H96V89L98 88V91L96 92V94H95V95L93 94L94 97H95V99H94V100H91L92 102H90V103H89L88 100L94 98L93 95H92V93L94 92V91H93L94 89L91 90V89L89 88V86H88V85H89ZM144 83H145V84H144ZM213 83H215V82H213ZM226 83H227V84H226ZM251 83L254 84V81L251 82ZM258 83H260V82H255V84H257V86H259ZM261 83H262V82H261ZM261 83H260V84H261ZM44 84H45L46 86H45ZM53 84H54V85H53ZM57 84H58V87H61V86L63 87V86H65V88H66L65 91H67V86H69V90H68V92L72 91V93L70 92V96H69V94H68L66 97L64 96V95H66V92L64 91V93H63V89H61L62 87L60 88V91L62 90V92H60V91L58 90V87H57V89H56V87H54V86H57ZM130 84H132V85H131L132 90H131L130 88H127V87H129ZM135 84H136V83H135ZM150 84H151V85H150ZM190 84H191V86H190ZM216 84H218V81H216ZM219 84H220V82H219ZM246 84H247V88H248V84H249V83H246ZM246 84L244 83V85H246ZM149 85L152 86V87H151V88L149 87L150 90H149V91H146V90H148V86H149ZM220 85H232L231 87L234 88V91H235V92H236V91L239 89V87H240V85H237V86H239V87H238V89H236L237 87L235 88V86H233L234 84H233V83L231 84V81H229V84H228V82H224L223 84L221 83ZM242 85H243V84H242ZM242 85H241L240 88L243 89ZM249 85H250V84H249ZM261 85H262V86H259L260 88L262 87L261 89H260L259 87L255 86V87H257L256 90H253V88H255L254 85H253V86L251 85V87L249 86V88H252V87H253V88L250 89V90H248L249 88L246 89L248 92H247L245 89H243V90H240V89H239V91H241V92H243L244 90L246 91L245 93L243 92L244 94H246V95H244V97H246V98H244L243 96H239V95H238L239 92H238L237 94L234 93V94H233L234 97L232 96V97L230 98V100L228 99L229 101L227 100V102H226V101H225V102L228 104L230 101H233V102H230V103L233 104V103L237 100L238 97H239V98L242 97V99H244V100L240 99V100H242V101H238V100H239V98H238L237 103H236L237 105H236L235 103H234L233 105H236L237 107H239V105L241 106V103H242V102H244V104H246L247 102L250 103L251 101H250V102H249V101L246 102V100L251 99V98H249L250 96L253 98L255 95L252 96V94L250 95L249 92H251V90H253V91H255V92H253V94H255V93H257L258 89H260L261 93L264 92V90H262V89L264 88V87H263V86H264V83H262ZM44 86H45L46 88H45ZM73 86H74L76 89H74ZM83 86H85L84 89H83ZM87 86H88V88H87ZM136 86H137V84H136ZM154 86H155V87H154ZM188 86H189L190 88H189ZM52 87H54V88H52ZM70 87H71V88H70ZM72 87H73V88H72ZM92 87H93V88H92ZM146 87H147V89H146ZM178 87H177V88H178ZM245 87H246V86H245ZM245 87H244V88H245ZM63 88H64V87H63ZM104 88H105V89H104ZM126 88H127V90L130 89V91H132V92H130L129 90L127 91ZM177 88H176V86H175V87H174V90H176ZM182 88L180 87V90H181ZM70 89H72V90H70ZM89 89H90V90H89ZM101 89H104V90L102 91ZM121 89H122V90H121ZM155 89H154V90H155ZM160 89H162L163 92H162ZM178 89H179V88H178ZM178 89H177V91H179V92H177V91L175 92V91H173V88H171L170 90H172L173 92H172V93L170 92L171 94L168 93V95H166L165 97H167V96H169V95H170V96H174V100H175V97H177V94H179V93L182 91V90L180 91V90H178ZM187 89H186V90H187ZM99 90H100V91H99ZM111 90H113V88H112ZM140 90L137 91L138 93L136 94V96H139V94H141V95H140V98H142V99L145 100V99H146L145 97H141V96H142V93H141L142 91H140ZM156 90H155V93L158 95V91H156ZM186 90L183 89V91H182L181 93H182V94L185 93V94L188 96V94L190 93V91H187V92H186ZM58 91H59V92H58ZM73 91H75V92L78 91V92H80V93L76 92V94H75ZM86 91H87L88 93H89V91H91V94L88 95V93H87L86 96H84V93H86ZM92 91H93V92H92ZM101 91H102V92H101ZM113 91H114V90H113ZM151 91H152V90H151ZM151 91H150V92H151ZM260 91H259V92H260ZM0 92H1V91H0ZM100 92H101V93H103V92L105 93V92H106L107 94L105 95V94L103 93L104 95L102 94V96H101V93H100ZM118 92H119V94H118ZM127 92H128V93H127ZM152 92H154V91H152ZM183 92H184V93H183ZM241 92H240V93H241ZM47 93L44 92L43 94H47ZM62 93H63V94H62ZM77 93L80 94V95H79L80 98L78 97V94H77ZM81 93H82V94H81ZM155 93H154V95H155ZM173 93H177V94L173 95ZM187 93H188V94H187ZM247 93H249V94H247ZM261 93H260V94H261ZM0 94H2V92H1ZM53 94H55V95H53ZM72 94H73V98L76 97V101H75V103H74V105H73V102H74V99H73L72 106H71V102H70V101H72V99H71V98H72ZM113 94H111V95L109 96V98H110L111 96H112L111 98H113V97H114ZM117 94H118V95H117ZM147 94H148V95H147ZM182 94H181V95H182ZM57 95H56V96H57ZM60 95H59V96H60ZM108 95H109V94H108ZM146 95H147V96H146ZM161 95H160V97H161ZM181 95L179 94L178 96H181ZM235 95L238 96V97H236ZM240 95H242V93H241ZM247 95H248V96H247ZM249 95H250V96H249ZM263 95H264V93H263ZM81 96H82V98H83L84 100L81 99ZM83 96H84V97H83ZM91 96H92V97H91ZM130 96L128 95V97H129L128 99L131 98ZM260 96H261V95H260ZM260 96H258V94H257V97H258V98H257V97H256V98L254 97V98H255L256 100H257V99L259 100V97H260ZM67 97H68V98H67ZM86 97H87V99H85ZM88 97H91V98L88 99ZM107 97H108V96H107ZM107 97H106L105 99H106V102L108 103V101H111V100H109ZM124 97H123V98H124ZM150 97L153 98V101L155 100V99H154V96H153V93H152V96H150ZM156 97H157V98H156ZM182 97H183V100H186V101H184L185 103H186V102H187V103H190V102H191L190 100H188V99H190V97H189V98H188V97L185 98V95L181 96V98H182ZM235 97H236V98H235ZM247 97H248V98H247ZM263 97H264V96L260 97V99L263 98ZM77 98H79V99L81 100V102H79L80 100H78ZM111 98H110V99H111ZM115 98H113L112 100L114 101ZM117 98H116L115 100H117ZM123 98H122V99H123ZM140 98H139V99H140ZM152 98H151V99H152ZM155 98L157 99V101H154V102H156V104H158V105H159V104L162 105L163 103L166 104L165 102L168 100V98L166 99V98L163 97L162 102L160 103V101H159L160 98H159L158 96H155ZM161 98H162V97H161ZM169 98H170V97H169ZM177 98H178V97H177ZM181 98H178V99H176V100H179V99L182 100ZM184 98H185V99H184ZM187 98H188V99H187ZM232 98H233V99H232ZM234 98H235V99H234ZM59 99H60V100H59ZM67 99H68L69 101H68ZM107 99H108V100H107ZM133 99H134V100H133ZM137 99H138V98H133V95H132V98L130 99V101H132V100L135 101V102H134V103H135L134 107L139 103L140 100H141L140 103L143 101L141 104L144 103V100H142V99L139 100V99H138V100H139V101H138ZM164 99H165V102H164ZM171 99H172V101L169 99L170 101H169L167 104H169V105L173 104V105H174L173 97H172ZM245 99H246V100H245ZM53 100H54V101L56 100L57 102H54V103H53ZM58 100H59V101H58ZM63 100H64V102H63ZM96 100H97V99H96ZM96 100H95V101H96ZM102 100H103V99H101L99 102H102ZM119 100H121V98H120ZM119 100H118V105L121 104V102H124V101H120V102H119ZM146 100H147V99H146ZM176 100H175V103L177 102V105H178L179 102L176 101ZM183 100H182V101H183ZM187 100H188V101H187ZM213 100H216V99H213ZM213 100H210V101L213 103ZM234 100H235V101H234ZM253 100H254V99H253ZM253 100H252V101H253ZM258 100H257V101H258ZM263 100H264V98H263ZM67 101H68V102H67ZM86 101L89 103V106H88V103H87V105H86V103H85ZM128 101H129V100H128ZM128 101H127V96H126V100H125V102L122 103V104H124L123 107H122V105L119 106L121 109L123 108L122 110H123V112H125L126 114H127L129 111H132V107L130 108V106L126 104V103H128ZM130 101H129L128 104H130V105L133 106V104H134L133 101H132V102H130ZM136 101H137V103H136ZM182 101L179 103V105L181 104V106H183V107H181V109H180L179 106H175V107L178 108L179 111L177 110V108H174V106L171 105V106H172L171 108H174V109H175V112H173V111H174L173 109L170 110V106L166 108V106L163 104L162 106H165L166 109H164L165 112L161 110L162 112H161V114H160V112H159V113L157 112V109L159 110V108H160L161 106H159V107L157 106V108H156V112L154 111V117H155V119H154L153 123L155 122L156 118L159 119V120L157 119L158 121L163 122V121H164V118H165V115H166V111H167L168 108H169L168 111H167L168 113L171 112V114H173V113H175V115L178 114V115H177L178 117H180V114H179V113H181V112H180L181 110H183V113H182V114H185V112H184L185 110H186V112H188V111L190 110V105H191V104L189 105V108H188L189 110L187 111V106H186V105H188V104L186 103V105H184V104L182 105ZM254 101H255V100H254ZM257 101H256V102H257ZM259 101H260V100H259ZM261 101H262V100H261ZM60 102H61V103H60ZM62 102H63V103H62ZM78 102H79V104H78ZM82 102H83V103H82ZM93 102H94V103H93ZM103 102L105 103L104 100H103ZM116 102H117V101H116ZM145 102H146V101H145ZM172 102H173V103H172ZM215 102H216L215 105L218 104V105L220 106L221 103H218L217 100H216ZM215 102H214V103H215ZM225 102H224V103H225ZM240 102H241V103H240ZM65 103H66V104H65ZM104 103H103V104H104ZM131 103H132V104H131ZM140 103H139V105H140ZM191 103H193V102H191ZM226 103L224 104V105H226V106H225V107L223 106V108H222L221 106H220V107L217 106V107H219V109H223V110H224V108H226L225 111H226L227 113H226V112H225V113H226V114H229L230 112L228 113L227 110H228V109H229V110L231 109V108H229V107H231V104H230V106L228 105L229 107L227 108V104H226ZM239 103H240V104H239ZM63 104H64V105H63ZM76 104H78V105H76ZM81 104H82V105H81ZM92 104H91V106H92V108H93V111H95L94 108L96 107V109H98L97 107H98V105H99L100 103H99V104L97 103V105H95V106H93ZM154 104H155V103H154ZM156 104H155V105H156ZM167 104H166V105H167ZM242 104H243V103H242ZM62 105H63V106H62ZM80 105H81V106H80ZM83 105H84V106H83ZM125 105H126V106H125ZM192 105H193V104H192ZM221 105H222V104H221ZM247 105H248V104H247ZM57 106H58V107H57ZM60 106H61V107H60ZM64 106H65V107H64ZM91 106H90V108H91ZM124 106H125V108H126L127 106L129 107V108L127 107V108L129 109L127 112H126V109H127V108L125 109ZM167 106H168V105H167ZM184 106H186V109H185ZM236 106H234V107L232 106V109H231V110H235V109L238 110L237 108H235ZM245 106H246V105H245ZM35 107H36V108H35ZM99 107H100V106H99ZM155 107H156V106H155ZM193 107H194V106H192L191 109H192ZM242 107H243V106H242ZM242 107H240V108H242ZM53 108H54V109H53ZM67 108H69V106H68ZM71 108H69V109H71ZM73 108H72V109H73ZM92 108H91V110H92ZM100 108H101V107H100ZM161 108H162V107H161ZM161 108H160V109H161ZM163 108H164V107H163ZM163 108H162V109H163ZM234 108H235V109H234ZM240 108H239V109H240ZM29 109H30V110H29ZM35 109H36V113H35ZM49 109H50L51 111H49ZM121 109H120V110H121ZM124 109H125V111H124ZM133 109H134V108H133ZM219 109H218V110H219ZM26 110L29 111V112H27ZM73 110H74V109H73ZM75 110H76V109H75ZM169 110H170V111H169ZM223 110H219V111L216 112V113L221 112L222 115H219V114H216V113H213V115L210 114V113H209V114H210L211 117H213V118L215 117L214 119H216L217 115L222 116L223 118H222V117H220V118H221V119H224V116H225L226 114L223 116V114H224ZM260 110H262V109H259V111L257 110V112L260 113V112H261ZM47 111H48V112H47ZM96 111H98V110H96ZM100 111H101V110H100ZM262 111H264V109H263ZM20 112L18 111L17 114H16L17 117L13 116L12 119H13V120L18 119L19 115H20V117H21V114H19ZM163 112H164V118H163V115H162ZM176 112H179V113H176ZM257 112L255 113V114H257V115H254L255 118L258 117V115H259V113H257ZM74 113H77V115H78V113L81 114V112H75V111H74ZM96 113H97V112H96ZM100 113H101V112H99L98 114H100ZM103 113H104V112H103ZM211 113H212V112H211ZM18 114H19V115H18ZM104 114H105V113H104ZM104 114H103V115H104ZM155 114H158V115L155 116ZM159 114H160V116H159ZM182 114H181V115H182ZM209 114H205L206 116L203 115V118H204V119H202L201 116L196 117V120L194 119V121H196V122H194V121L192 120V121H193L192 123H193V124L196 123L197 125H198V124H202V123H201L202 121H201V122L198 121L199 123H197V120H198L200 117H201V120H204V121H205V122L203 121V123H204L203 125H204V126H206L207 123L211 122V121H210L211 119H212V121L214 122L215 120H214L213 118H211V117L209 116ZM215 114H216V116H214ZM262 114H263V116H264V113H261L260 115H262ZM103 115H102V113H101L99 116H100V117L102 116L103 119H104V117L106 118V116H105V115L103 116ZM161 115H162V116H161ZM173 115H174V114H173ZM260 115H259V118H260ZM99 116H97L98 118L96 117L97 119H96V120L94 119L93 122L87 121V120H89V119H86V120H85L86 122H90V123H92V124H89V125H88V124H86L85 121H84L85 124H84V122H83V124L85 125V127L88 125L89 127L91 126L93 129H94V127H96V129H97L99 126L101 127L100 124H98V126H97V124H96V123H100V122H97V121H99V120H98V119L100 118ZM107 116H108V115H107ZM118 116H119V115H118ZM118 116H116V118L113 117L114 120H112V122L115 121V122H114V123H115V126H114V127H117L116 124H117L118 119H119ZM152 116H153V115L149 116V119H150V120L152 119V118H151ZM158 116H159V117H158ZM166 116H167V118H165V122H164V123H166V124H165V127H166V128H164V129H167V130H166V132H168L167 134H166V132H164L165 130H164L163 128H161L162 126L164 127V124H162V123L156 121V122H155V123H156V126H154V127H155V128L157 127L158 129H163V130H161V133L164 132L166 135L163 133L161 136H163V137L165 136L166 138L164 137L162 140H165V139H166V141H167V138H169V137L171 136V134H173V133H171L172 131H173L175 134H177V132H175L176 129L178 130V128H182L183 126L180 125L181 127H180V126H179L178 128L176 127L174 130H173V127H174V126H173L172 128L169 129L168 127H171L172 125H174V123L178 124L177 122H179L180 119H178V120H177L176 118L173 119L172 117H176V116H172V115H171V116H172V117H171V116L169 115V116L172 118V120H175V119H176V121H177V122L175 121L174 123L170 122V123H171V124H170L169 121L171 120V118L168 117V115H166ZM207 116H209L211 119H209V117L206 118ZM219 116H218L216 122H218V124H220V125H219L220 128H222V126L226 123V125L223 126V129H225V130H224L225 133H228V134L230 135V133L232 132L233 134H231L230 136H232V138L234 137V140L236 141V139H237V138L235 139V136L237 137V135H235L236 133H234L233 131L230 132V127H228V126L230 125V123H232V122H233V123H232L230 126L234 127L235 125H233V124H235L236 119L234 120V118H230V120L233 119V121H231V122L228 121V120H225V119H224L225 121L222 120V121H224V124H223V123H221V122L219 123V121H218V120H219ZM263 116L261 117V119L263 118ZM14 117H15L16 119H15ZM20 117H19V118H20ZM108 117H109V116H108ZM178 117H177V118H178ZM225 117H226V119H227L228 116L226 115ZM90 118H91V117H90ZM102 118H101V119H102ZM117 118H118V119H117ZM147 118H148V117H147ZM161 118H163V119H162L163 121L160 120ZM168 118H170L169 121H168ZM205 118H206V120H205ZM228 118H229V117H228ZM259 118H258V119H259ZM101 119H100V121H101ZM107 119H108V121H109L110 117L107 118ZM111 119H112V118H111ZM111 119H110V120H111ZM116 119H117V120H116ZM253 119H254V117H253ZM258 119H257V120L254 119V120L257 122ZM90 120L92 121V119H90ZM105 120H106V119H105ZM134 120H135V119H133V121H131V120H127L128 122H127V121H125V122H127L128 124H129V122H132V123L135 124V125H133L132 123H130L131 125H128V126H127V125H126L127 123L123 122V123H125V125H123L122 123H121V124H122V126H125V127H124V128H123V127L121 128V125L118 123L119 126H120V127H118V129H120V128H121V129L118 130L117 128H115V130L117 129L116 131H117V132H118V131L120 132L121 130L124 129L123 131L126 132V131L128 130V132H129V129H130L131 127L134 128L136 125H137V126H138V125L140 126L143 122H144V125H145L147 128H149V131H150V132L153 133L155 130H157V128L155 129L154 127H152V125H153L152 122H150V123L152 124V125H150V123L148 122V120H147V121H144V120L140 119V120L143 121L142 123H141V122L138 123V121H140L138 118H137L138 121L135 120L137 123H136V122L134 123ZM150 120H149V121H150ZM166 120H167L168 122H166ZM172 120H171V121H172ZM199 120H200V119H199ZM262 120H263V119H262ZM6 121L9 123V122L11 121V118H10V120H7V119H6L5 122H6ZM72 121H77V120L72 119ZM72 121H71V120L68 121V122L70 123L69 125H71V122H72ZM95 121H96V122H95ZM102 121H103V120H102ZM102 121H101V122H102ZM151 121H152V120H151ZM206 121H207V123H206ZM208 121H209V122H208ZM220 121H221V120H220ZM255 121H254V122H255ZM260 121H261V120L259 119V126H260V123H263V122H264V121H261V122H260ZM5 122L2 121V124H1V121H0V125H4ZM94 122H95V123H94ZM103 122H105V125H106V122H107V121H103ZM109 122H111V121H109ZM109 122H108V124H109ZM112 122H111V123H112ZM228 122H229V123H228ZM254 122H253V123H254ZM73 123H74V122H72V124H73ZM77 123H78V125H75V123H74V126H76V128L80 126V125H79V124H80V121H77L76 124H77ZM93 123H94V124H93ZM114 123H113V124H109V125H111V127H112V125H114ZM140 123H141V124H140ZM147 123H148V124H147ZM157 123H158V124H161V127H159L160 125L157 126ZM167 123H168V124H167ZM189 123H190V122H189ZM205 123H206V124H205ZM227 123H228V126H227ZM6 124H7V123H5V125H6ZM95 124H96V126H94ZM103 124H104V123H103ZM103 124H102V125H103ZM118 124H117V125H118ZM169 124H170L171 126H168V127H167L166 125H169ZM183 124H184V123H183ZM183 124H182V125H183ZM210 124L215 126V123L212 124V122H211ZM210 124H209V125H210ZM218 124L216 125L217 127H219ZM221 124H222V125H221ZM254 124H255V123H254ZM263 124H264V123H263ZM263 124H262V127H264ZM69 125H68V123H67L68 129L73 128V127H72L73 125H71V126H69ZM92 125H93L94 127H93ZM109 125H107L108 128H107V126H105V128H107V129H105V130H108L109 128H111V127H109ZM148 125H150L151 128H150ZM154 125H155V124H154ZM186 125L188 126V122L186 123ZM189 125H190V124H189ZM194 125H195V124H194ZM194 125L190 126L189 128L191 129V131H192L193 133H196V128H197L196 125H195V126H196L195 131L192 130V129L195 127ZM203 125H202V126H203ZM256 125H257V123L254 125L255 127H254L253 125H250V127L253 126L254 128L257 129V127H259V126H256ZM67 126H66V128H67ZM81 126H82V124H81ZM129 126H131V127H129ZM137 126H136V128H137L136 130L138 131V127H139V126H138V127H137ZM175 126H177V125H175ZM214 126H213V127H214ZM70 127H71V128H70ZM91 127H90V128H91ZM103 127H104V125L102 126V128H98V129H99V130L101 129L102 132L104 133V129H103ZM114 127H113V128H114ZM128 127H129V128H128ZM143 127H144V126L142 125V127H140V128H143ZM146 127L143 128L142 130H141L140 128H139V129H140L141 132H143V130L146 129ZM192 127H193V128H192ZM207 127H209V126L207 125ZM217 127H216V128H217ZM224 127H225V128H224ZM226 127H228L227 130H226ZM244 127H245V126H243V127H238V126H237V128H241L240 131L243 130V131H242L243 134H242L241 132L239 133L238 130H235L236 128H234V129L231 128V129L234 130V131H236L237 133H239V134H238V135H239L238 138H240V137L242 136V139H244L245 137H247V135H252V137H249V136H248L250 139H252V140H250V142H249V140H247L248 137H247L246 139H244V140H247V142H248L247 144L243 143L244 145H247L246 147H249V146H250V147H251V146L254 147L252 142H254L253 140H256V141H257V138L260 136V135H258V134H261V136L263 135V139H264V134L261 132V128H258L259 131H258V130H254V131H256V132H253V131H252V128H251L250 131H249L251 134H248V130H249V128L246 129V130H247V131H246V130H245L246 127H245V128H244ZM79 128H80V127H79ZM81 128H82V127H81ZM83 128H84V126H83ZM113 128H112V131H113ZM153 128H154V130L151 131L150 129H153ZM204 128H205V127H204ZM209 128H211V129L213 130L212 126L209 127ZM220 128H219V131H218V129L215 131L216 133H218V132H220V131L222 130V135H219V136H218V137H221V138H219V139H221L220 142L217 143V141H219V140H218V137H217V135H218L219 133L215 135L214 131L208 129V130H210V131L213 132L212 135H213L214 137L216 136L215 138H213L212 135H209V133H208L209 131H208V130L206 131V129H207V128H206V129H204L206 133H205L204 131H202L201 129H200L201 132H199L200 130H197V136H198V133L201 134V133L203 132V133H205V134H204L205 136H206V134L208 133V134H207V136L209 135V136H208V137H209L208 139H207V138H206V139L204 138V139H205V140H204L203 137H202V140H204V144H206V145H204L203 143H201V142H203V141L201 140L200 136H198V138L200 139V142L198 143V141H197L198 139H197V140L194 141V143L196 142L197 145L201 144V146H200V145L197 146L196 144L192 145L193 141H190V142H192V143H190V145H192V146H194V148H197V149H198V148H200V147H205V146L207 147L208 144H210V145H211V148H209V146H208L207 148L213 150L212 148H216V147H218V146L221 147V146H222V143H224V142H222V141L224 140V141L226 142V144H225V143H224V144H225L226 146H229V148H227V147L224 145V146H222V148H224V149L226 148L225 150L222 149V148H221V149H220V148H219V149L216 148L215 151L213 150L214 152H212V151H210V150H207V151L211 152V153H210V157H211V154H212V157H213V155H214L213 153L216 154V153L218 152V154H219V152H221V153H222V154L220 153L221 156L217 154L218 157H217V155H214V157L216 156L215 158H218V159H219V157H220V159H222V158H224V156L226 157V156L229 155V154H230V155H231V154L233 155V151L235 152L234 155L238 152V153L235 155V156H237V155H239V152L241 151V149H243V150L241 151V154H240V155L243 156V153H246L245 151H247L248 148L245 147L246 149H244V148H243L244 146H242V148L240 149L239 146L242 145V144H240L242 141L240 142L239 140H241V139L238 140L239 143H238V141H237L236 143H234V142H233L234 140H232V138L229 139V138H230L229 135H227V134L224 133V136H223V129L220 130ZM242 128H243V129H242ZM96 129H94V132L96 131ZM98 129H97L98 133L101 132V130L99 131ZM125 129H126V130H125ZM134 129H135V128H134ZM168 129H169V130H168ZM171 129H172V131H171ZM182 129H183V128H182ZM182 129H180L181 131L178 130V137L175 136V137L177 138V143H176V140H175V144H176V145H175L174 143H172V142L174 141V139L171 141V138L174 137L173 135L169 138L171 142L168 140L170 144H168V141H167V143H165L166 141H165V142H164V141H161V138H162V137L160 138V134H161V133H160V130H159V131L157 130V132H159V133H157V132H156V133H157V135L159 134L158 137L160 138V140H158V141H159V143H160V142L162 143V145H161V143H160V145H161L160 148H161V149L164 148V145L167 144V146L169 145V148H167V149H168V152H169V149H170V151H171L173 145H175V147H177V145H178V146H183V145L186 144V141H187V140L189 141L190 139H193V138L196 139L195 137L191 138L192 135H194V134H193V133H190V132H191L190 129H186L185 126H184V129H183V130H189L190 132H189V131H185V132H189V133L191 134V135H189V136H191V137H190V139H189V136L186 135V136L188 137V138L186 139V136H185V138H183V137H184V135H183V137L181 138L182 134H188V133H183L184 131H183ZM197 129H199V125H198V128H197ZM228 129H229V132H230V133L228 132ZM115 130H114V131H115ZM130 130H131V129H130ZM136 130H131L130 133L134 136V135L137 134V133L135 134V131H136ZM214 130H215V127H214ZM244 130H245L246 133L244 132ZM110 131H111V129H110L109 131H105V132H107V133H106V137H104L105 134H103V138H105V139L107 138V139H108V136H110V135L112 134V133H111L112 131H111V132H110ZM116 131H115V132H116ZM123 131H121V132H123ZM137 131H136V132H137ZM140 131H139V133L136 135V137L134 136V139L136 138L137 141L140 139L138 145H136L137 141H136V139H135V141H136V142H134L135 145H136L137 147H140V148H141V146H142L141 149H143V150H146V148H147V150H148V149L150 148V145H151V148H153V146L155 147V145L157 144V142H156L157 140H155V139H157L158 137H157V138H156V137L154 138V137H152V136H157L156 133L154 132L155 134H154V133L151 134V133L148 131V129H146L145 131H148V132L151 134V136H150V134H147L148 132H147V133H144V134H146V135L143 136L144 134L142 135V133H141ZM179 131H180V132H179ZM182 131H183V132H182ZM217 131H218V132H217ZM257 131H258V132H257ZM262 131H264V130H262ZM56 132H57V131H56ZM79 132H80V131H79ZM79 132H78V133H79ZM91 132H93V131H91ZM91 132H89V133H91ZM108 132H109V133H108ZM119 132H118V133H119ZM121 132H120V133H121ZM125 132H124V133H125ZM169 132H170V133H169ZM212 132H211V133H212ZM259 132H260V133H259ZM78 133H77V134H78ZM120 133H119V134H120ZM124 133H123V134H124ZM126 133H127V132H126ZM130 133H128V135H129ZM140 133H141V136H143L144 138L141 137V136L139 135ZM203 133H202V135H203ZM253 133H254V135H255V133H258V134H256V135H258V136H256V135L254 136ZM58 134H60V132H57V133H56L57 136L55 135L56 138H55V137L53 138L54 141H51L52 143L50 142V145H53L52 148H53V147L55 148V146H56V144H57V146H56V148H55V149L57 150V147L59 148V145H58V142H59V144H61V145H60V148L62 147L61 150L59 149V151H61V152H63V150H65V148L63 149L62 143H64V144L66 145L67 142H68L69 147H67L68 144H67L66 146H64V147H66V149L68 150V149H70V147H72L73 149H75L76 147L74 148V146H75L76 144H74V143H76V142H78V143H82L81 146L83 147L86 143H87V145H88V142H87V141H89V146H91V145H90V144H91L90 142H91V140H92V142H93V139H94V138H92V136H88V137H90V138H89L90 140L87 139V141H85L86 139L83 138V137H86V136H83V135H82L83 133L80 132L79 135H80V134L82 135V138H81V139H80V138L78 139V135H76L77 138H74V136H75V134H74V135H71V136H72V139H75L76 141L74 140V142H73L72 139L70 138L71 136H70V137L68 136V138L66 139V141H64V140H65L64 137H66V136L63 137V136H62V135H63L62 132H61L62 135H60L61 137L58 136ZM107 134H108V136H107ZM109 134H110V135H109ZM119 134H117V133H116V134L113 133V134H112L113 137H112V138H109V139H113L115 135H119ZM121 134H122V133H121ZM121 134H120V137H117V136L115 137V138H117V139L114 138V139H115V141H113L114 143L116 142V140L118 141V142H117L118 144L115 143L114 146H113L112 142H109V140L106 139V141L109 142V145H110V146H109L108 144H107V146H108V148H109L110 150H107L108 148H107L106 146H105V147H106L107 149L104 148V147H102V146H104L105 144H104V145H101L99 148H104V149H101V150L104 151V150L106 149V150L104 151V153H103V151H100V150H99V152H98V150H97L98 148H97V146H96V144H95L97 141H95V140H97L98 138H100L101 140H103V141H101V140L98 139L99 142L101 141L100 143L97 142V145L99 146L100 144H102V143H104V142L106 143L105 139L101 138V137H102V134H101V133H100V135H99V136H101V137H98L96 133H95V134H92V133H91V135H93V137H94V136H97V137H95L94 145H93V143H92V145L94 146V148H96V152H97V153L93 154V153H94L93 151H91V153H92V155H93L94 157H95V155L97 154V156H98L99 158H101V157L104 158V159H103V158L100 159V161H98L99 159H98L97 157L93 158L92 155H91V156L89 155V154H91V153H90V149L94 150V148H91L92 146H91V147L88 146V149L90 148V149H89V154H88V151L85 150V149H87V148H86V147H87L86 145L84 146L85 148H84V147L82 148V147L79 145V146L81 147V149H80L79 146H78V147L75 149V150H76L75 152H74V150H73V152H74L75 154H78V153L80 154L81 151H82V149H84L85 151H87L86 154L89 155L90 160L94 159V160L98 161V163L100 164V166H101V163H100V162H105V160H106V162L103 163L104 165H102V166H104V168H105V169L102 168V169H103V172H100V171H102V169L100 170V168H101L102 166L100 167L99 164H98L97 162H95L94 160H93L94 162H93V161H90L89 158L86 159V158L88 157L86 154H83V155L85 156L84 159H86V160H80V159H81L80 156H83V155H82L83 152H82L80 155H78L79 158H80V159H78V160H79L80 162H84V163L86 162L85 165H84L83 163H82V164L79 163L78 160H76V161H77L79 164H77V163H75V162H72L73 159H74V161H75V158L77 159L76 155H74L75 158L73 157V158L71 159L72 161L70 162V164H71V163L74 164V165L71 166V167H73V169L70 167L69 163L66 162L67 164H62L63 166L67 167L66 169H65V167H60V166H62L61 164L58 165L59 167L56 166V169H55V168L53 169V170H54V171H53V173H54L53 175H54V176L52 175V173H50V174H51V177H50V174H48V173H49V172H48V173H47V174H48L47 176L45 175L46 173H43V174H42V175H45L46 178H43L44 176H42V175H36V176L38 177V178H37V177L35 176L36 179L40 180L39 176H40V177L42 176V177H41V179L43 178L42 180H44V179L46 180V179H48V178L51 179V178H53V177H55V178H56V177H57V178H59V177L62 178L61 176L64 177V178H62V180H63V179H68V178H70V177H68L69 175H71V176L73 175V170L75 171V169H76V171H77V170L81 169V171H80V170H79V171L82 172V171H85V170L87 169V172H88V168H86V167H89V166H90V169H89L90 171H89V173H91L92 171H93V173H94V174H93V173H91V174L88 173V176H89V177H90V175H91V177L96 176V175H97V176H101V175H98V174H102V176H103L104 170H107V171H108L109 169H111V168L113 169V168L116 167V166H114V167H113V166L110 167V166H109V165H110L109 162H110V163H112V162L114 163V161L116 160V158H117V160H116L115 162H118V157H119V160H120V159L122 160L123 157L125 158L126 155H129V154L127 153V152H129V150H130L129 153H131V151H132V150H131V149H132V148H131L132 145L129 144L130 146H129V145H128V146H129L130 149H127L128 147L126 148L125 145H124L123 143L126 142V143L128 144V142H129V143H131V144L134 145V143H132L133 140H134V139H133V136H131V134H130V135H129L130 137H129V138H126V137H128V135L125 134L126 137H124V138H123L124 141H122L121 138H122L123 136H125V135H121ZM220 134H221V133H220ZM240 134H242V135L240 136ZM244 134H247V135L244 136ZM81 135H80V136H81ZM85 135H86V134H85ZM87 135H88V134H87ZM138 135H139V136H138ZM147 135H148V136H147ZM202 135H201V136H202ZM204 135H203V136H204ZM226 135H227V137L229 136V138H226ZM233 135H234V136H233ZM80 136H79V137H80ZM146 136H147V137H146ZM194 136H196V134H195ZM210 136H212L211 138L214 139V140L212 139L214 144H213V143H210V142H209V143H205V141H207V140L212 142ZM145 137H146V138H145ZM149 137L152 138V142H150V143L155 142L153 145H152V144H150V145H146V144H147L146 141H149L148 139H150V141H151V138H149ZM175 137H174V138H175ZM179 137H180V139H178ZM253 137L256 138V139H253ZM58 138H60L61 140H62V138H63V140L60 141V139H58ZM86 138H87V137H86ZM96 138H97V139H96ZM119 138H120V139H119ZM125 138H126V141H125ZM142 138L144 139V141H142V140H143ZM223 138H224V139H223ZM260 138H261V137H260ZM69 139H70V140H69ZM77 139H78L79 141L81 140V142H79ZM118 139H119V140H118ZM129 139H131V140H130L131 142L128 141ZM145 139H147V140L145 141ZM182 139H183L184 141H185V140H186V141L184 142V141H182ZM194 139H193V140H194ZM216 139H217V140H216ZM51 140H52V139H51ZM56 140H57V143H56ZM58 140H59V141H58ZM82 140H84V141H82ZM120 140H121L122 142H121ZM178 140H179V142H180V140L182 141V143L180 142L181 145L178 143ZM228 140H230V141H228ZM16 141H18V140H16ZM49 141H50V140H49ZM49 141H48L47 143H49ZM70 141H72L73 143L70 142ZM111 141H112V140H111ZM119 141H120V142H119ZM188 141H187V142H188ZM208 141H207V142H208ZM227 141H228L229 145H227V144H228ZM251 141H252V142H251ZM259 141H260V142H259ZM261 141H262V138H261V140L258 139L257 142L259 143V145H260V143L264 145V142H263V141L261 142ZM54 142H55V143H54ZM61 142H62V143H61ZM65 142H66V143H65ZM108 142H107V143H108ZM141 142H142V144L145 145L144 148H143V145L141 144ZM143 142H145V143H143ZM215 142H216L217 144H215ZM221 142H222V143H221ZM231 142H232V143H231ZM15 143H16V146L21 145V141H20V140H19L18 142H14V144H15ZM18 143H20V144H18ZM53 143H54V144H53ZM70 143H71V144H74V145H73V146H72V145L70 146ZM98 143H99V144H98ZM126 143H125V144H126ZM159 143H158L156 146H160ZM163 143H164V144H163ZM219 143H220L221 145H219ZM237 143H238V144H237ZM249 143H250V144H249ZM251 143H252V144H251ZM255 143H256V142H255ZM119 144H120V145H119ZM122 144H123V145H122ZM148 144H149V143H148ZM182 144H183V145H182ZM188 144H189V143H187V145H188ZM202 144H203V145H202ZM230 144H235V145L237 144L236 146L238 147V149H237V147L235 148L236 151H235V149H232V148L230 149V147L232 146V145L230 146ZM111 145H112V146H111ZM116 145H117V149H113L114 147L116 148ZM121 145L123 146V148H124L125 150L127 149L128 151L126 150L127 152H125V150L121 148V147H122ZM135 145H134V146H135ZM187 145L185 146V148H188V150H189V149H192V148H190V147H191L190 145H188V146H190V147H188ZM195 145H196V147H195ZM212 145H213V146H214V145H217V146L212 147ZM235 145H233V146L235 147ZM248 145H249V146H248ZM254 145H256V144H254ZM263 145H262V147H261V145H260V146L256 145V146H257L256 148H260V149H261L262 152H260V153H261L260 156H263V157H264V155H263L264 152H263V150H262V148L264 147ZM76 146H77V145H76ZM95 146H96V147H95ZM118 146H119L120 148H119ZM126 146H127V145H126ZM134 146H133V147H134ZM148 146H149V147H148ZM171 146H172V147H171ZM170 147H171V148H170ZM175 147H173V149H174ZM250 147H249V149H248L249 151H247L248 154L246 153L247 155L244 154V156L248 157L250 151H252V148H250ZM3 148H4L3 146H0V149H3ZM78 148H79L80 150H79ZM151 148H150V149H151ZM157 148H158V147H157ZM165 148H166V145H165ZM182 148L184 149V147H182ZM256 148H253V151H255L256 153L259 154V152H257V151H259V150L256 151ZM112 149L114 150V152H113ZM120 149H122V150H120ZM200 149H201V148H200ZM205 149H206V148H205ZM205 149H204V150H205ZM228 149H229L230 151H228ZM254 149H255V150H254ZM263 149H264V148H263ZM77 150H78V152H77ZM115 150H117V151L119 150L120 152H122V151L124 150V153H127V154H124V155L122 156L121 153L119 154V151L117 152V151H115ZM164 150H166V149H164ZM184 150H187V149H184ZM201 150H202V149H201ZM217 150H220V151H217ZM94 151H95V150H94ZM108 151H110V152H108ZM216 151H217V152H216ZM223 151H224V152L227 151L228 154L225 155V154L223 153ZM243 151H244V152H243ZM101 152H102V153H101ZM105 152L107 153V156H106V153H105ZM111 152H112L113 154H112ZM115 152H116V155H117L118 157L115 155ZM227 152H226V153H227ZM242 152H243V153H242ZM255 152H253L251 155H253V154H254V155H257V154H255ZM84 153H85V152H84ZM99 153H100V154H99ZM109 153H110V154H109ZM117 153H118L119 155H118ZM102 154H103V156H102ZM122 154H123V153H122ZM223 154H224V156H223ZM109 155H110V156H109ZM112 155H113L112 159L109 158V157H111ZM114 155H115L116 158L114 157ZM120 155H121V158H120ZM240 155H239V156H240ZM84 156H83V157H84ZM100 156H101V157H100ZM108 156H109V157H108ZM260 156H259V157H260ZM83 157H82V158H83ZM106 157H108V158L111 159L112 161H110V160H109L108 158H106ZM212 157H211V159H212ZM214 157H213V159H215ZM250 157H251V156H249V158H250ZM252 157H253V158H252V159H253V162L251 161V159L248 158V161L250 160L251 163H255V161H256L257 159H258V161H259V159H260V158L258 157V155H257V159H256L254 156H252ZM263 157H261V158H263ZM91 158H92V159H91ZM124 158H123V159H124ZM207 158H209V156H208ZM207 158H205V159H207ZM107 159H108V160H107ZM113 159H115V160H113ZM213 159H212V161L214 162ZM255 159H256V160H255ZM87 160H89V161L87 162ZM203 160H204V159H203ZM209 160H210V158H209ZM107 161H109V162H107ZM205 161H208V159L205 160ZM212 161H210V162H212ZM261 161H264V160L262 159ZM261 161H260V163H262V165H263L264 162H261ZM202 162H204V161H202ZM202 162H201V163H202ZM106 163H107V164H106ZM201 163H199L198 168H199L201 165H204L203 163H202V164H201ZM204 163H205V162H204ZM249 163H250V162H249ZM89 164H92L93 167H92V165H89ZM95 164H96V165L98 164V165L96 166ZM108 164H109V165H108ZM195 164H196V163H195ZM200 164H201V165H200ZM206 164H207V163H206ZM206 164H205L204 166H202L201 169L206 168ZM209 164H210V163H209ZM257 164H258V162L256 161V164H254L255 167H256ZM67 165H68V166H67ZM76 165H77V167H76ZM83 165H84V166H83ZM88 165H89V166H88ZM105 165H108V166L105 167ZM197 165H198V163H197ZM245 165H246V164H245ZM245 165L242 166V167H245ZM74 166H75V167H74ZM82 166H83L84 168H86V169H85V170H82V169H83V168H81ZM85 166H86V167H85ZM98 166H99V170H100V171H99V173H96V174H95V171L98 170V168H97ZM175 166H176V165H175ZM175 166H173V168H175ZM177 166H178V165H177ZM190 166H191V165H190ZM190 166H189V167H190ZM193 166H196V165L193 164ZM207 166H208V168H209V167L211 166V164H210V165H207ZM238 166H239V165H238ZM248 166H251V165L247 164V167H246V168H248ZM260 166H261V164H260V165L258 164L257 167H256V169L259 168ZM79 167H80V168H79ZM109 167H110V168H109ZM121 167H122V166H121ZM121 167H120V168H121ZM124 167H125V166H124ZM124 167H122V168L124 169ZM179 167H180V166L176 167V169H178L177 171H180V170L183 168V167H180V170H179ZM239 167H240V166H239ZM57 168H59V169H58V174H57V172H56ZM69 168H70V170H72V171L67 170V169H69ZM93 168H94V169L97 168V169H96V170H93ZM106 168H108V169H106ZM118 168H119V167H118ZM120 168H119V169H120ZM122 168H121V169H122ZM126 168H128V166H127ZM126 168H125V169H126ZM129 168H130V167H129ZM129 168L126 169V171H125V169H124V170H121V171H123V172H121L119 169H118L119 171H118L117 169H115V170L118 171V172H120V173H125V172H126L127 174H128V173H130V174H135V173H136V172H134V170H133V171L131 170L132 168H131L130 170H131L132 172H134V173L129 172V171H130ZM173 168H172V169L170 168V169H169L170 171L166 169V171H169L171 175L168 174V172H167V174H164L163 171H158V177H157V175L155 176V174H157V173H156L157 170H156V172L152 171V172L155 173V174L152 173L153 175H152V174L146 175L147 177L144 176V178H145V177H146V178H152V177H153V178H159V177H161V176H162V178H163V175H162V174H164V176L166 175L165 177L174 176V174L176 173V171H175L174 174L172 175L171 171L173 170ZM184 168L190 169V168H188V167H184ZM184 168H183V169H184ZM198 168L196 167V169H198ZM235 168L238 169L237 166H236ZM235 168H234V169H235ZM240 168H241V167H240ZM240 168H239V169H240ZM246 168H245V169H244V168H241L242 171L245 170L244 173L247 172V171H246ZM61 169H62V170H61ZM63 169H64V170H63ZM112 169L110 170L111 173H116V171L113 172ZM187 169H186L185 171H187ZM191 169H192V170H195V168L193 169V167H192ZM201 169H199V170H201ZM206 169H207V168H206ZM239 169H238V170H239ZM250 169L253 170V169H255V168H254V166H253L252 168H249V171H252V170H250ZM59 170L62 171V172L60 171V173H61L62 175L59 174ZM65 170H66V171H65ZM113 170H114V169H113ZM127 170H129V171L127 172ZM174 170H175V169H174ZM174 170H173V171H174ZM247 170H248V169H247ZM63 171H64V173H63ZM68 171H69V175H67V174H68ZM76 171H75V173H74L75 176H78V175H81V174L84 173V172H83V173H80V172L77 171V172H78V174H77ZM110 171H109V172H106V171H105V173H106V174H107V173H110ZM164 171H165V170H164ZM173 171H172V172H173ZM242 171L240 170L239 173H240V174H243ZM50 172H52V171H50ZM65 172H66V173H65ZM70 172H72V173L70 174ZM85 172H86V171H85ZM87 172H86L84 175H87ZM118 172H117V173H118ZM181 172H182V171H180V173H181ZM189 172H190V170L188 171V173H189ZM105 173H104V175H105ZM148 173H149V172H148ZM148 173H146V174H148ZM150 173H151V171H150ZM159 173H160V174H159ZM165 173H166V172H165ZM177 173L180 174L179 172H177ZM65 174H66V175H65ZM178 174H177V176H180V177H181V174H180V175H178ZM182 174H185V173H184V170H183ZM216 174H218V173H216ZM216 174H215V175H216ZM220 174H221V173H220ZM56 175H57V176H56ZM58 175H59V176H58ZM84 175H83V176H84ZM92 175H93V176H92ZM136 175H137V173H136ZM139 175L142 177L144 174H142V175L139 174ZM151 175H152V177H151ZM169 175H170V176H169ZM186 175H187V174H186ZM188 175H189V174H188ZM188 175H187L186 177H192V176H188ZM206 175H207V174H206ZM208 175L210 176V174H208ZM208 175H207V176H208ZM215 175L212 174L211 177H212V176L214 177ZM48 176H49V177H48ZM66 176H67V177H66ZM73 176H74V175H73ZM81 176H82V175H81ZM148 176H150V177H148ZM175 176H176V174H175ZM182 176L184 177L185 175H182ZM204 176H205V175H204ZM65 177H66V178H65ZM165 177H164V178H165ZM195 177H196V178H199V177H197V176H195ZM202 177H203V176H202ZM202 177H201V178H202ZM204 178H206V177H204ZM193 180H194V179H193ZM92 191H93V190H92ZM92 191H91L90 193H93V192H94V191H93V192H92ZM132 191L134 192V190H132ZM135 191L137 192L138 190H135ZM2 195H3V194L0 195V199H2ZM4 196H5V195H4ZM63 196L66 197L65 195H63ZM68 196H70V195L67 194V197H68ZM258 196H259V195L254 196L253 198L255 199V197H256V198L258 199V198H259ZM60 197H61V196L58 197L59 200L62 199V197H61V199H60ZM64 197H63V200H62V201H64V200L67 198V197H66V198H64ZM260 197H261V196H260ZM58 198H57V199H58ZM68 198H69V197H68ZM68 198H67V199H68ZM251 199H252V198H249V200H251ZM252 200H253V199H252ZM252 200H251V201H252ZM247 201H248V200H247ZM207 203H208V202H207ZM208 204H211V205H212V203H208ZM142 212H143V210H142ZM243 215H245V214H243ZM239 217H240V218H242V217L245 218L244 216H241V215H239ZM239 217H238V218H239ZM236 218H237V216H236ZM236 218H235V220H234L235 222H236ZM238 218H237V220L241 222L240 218H239V219H238ZM243 218H242V219H243ZM246 218H247V217H246ZM246 218H245V219H246ZM245 219H244V220H245ZM248 219H249V217H248ZM238 221H237V222H238ZM245 221H247V219H246ZM245 221L242 220L243 225L246 224V223H244ZM248 221H249V223L247 222V223H248V227H249V229H252L253 231H254V230L257 231L259 227H262V228H263L262 225H264V222H263L264 219H263V221L261 222V224H260V222H259L260 225H257V226L255 225V223L258 224V222H254V224H253V222H252L251 220H248ZM250 221H251V224H253L252 227L255 226V227H258V228H255V227H254L255 229H253L252 227L250 228V226H251ZM240 222H238V223H240ZM116 224H117V222L115 223V225H116ZM197 224H199V226H196V228L200 227L201 224H200V223H197ZM197 224H196V225H197ZM118 225H119V224H118ZM246 225H247V224H246ZM170 227L172 228V226H170V225H169V226H168V225L166 226V228H168V230L171 229ZM166 228H165V229L163 228V230H164L163 234L167 231ZM194 228H195V227H194ZM246 228H247V227H246ZM246 228H245V229H246ZM262 228H261V231H262ZM93 229H95V231L97 230V228H93ZM156 229H157V228H155V230H156ZM249 229H246L245 232L242 231V232L244 233V234L242 233V235H245V236H246V234H247L246 231H252V230H249ZM256 229H257V230H256ZM263 229H264V228H263ZM151 230H154V229H151ZM159 230H160V229H159ZM163 230H160V231L162 232ZM165 230H166V231H165ZM243 230H244V229H243ZM89 231H90V233L88 234V236L92 233V229L89 230ZM89 231H88V232H89ZM156 231H157V230H156ZM156 231H155V232H156ZM160 231H159V232L157 231V232L160 233ZM170 231H171V230H169V232H170ZM255 231H254V232H255ZM152 232H154V231H152ZM152 232L150 231L149 234L152 233ZM155 232H154V234H155ZM157 232H156V233H157ZM167 232H168V231H167ZM167 232H166V233H167ZM263 232H264V231H263ZM249 233H250V232H249ZM81 234H82V233H81ZM83 234L85 235V233H83ZM83 234H82V237H81L80 235H78V236H80L81 239H82V238H86V237H88V236H84ZM86 234H87V232H86ZM152 234H153V233H152ZM154 234H153V236H150V237H149V236H146L147 238H148V237L150 238V241H146V242H145V239L143 238V239L141 240V242L145 243L144 245H147L146 243H148V242H152V238H151V237H155ZM163 234L160 233L159 235H163ZM250 234H251V233H250ZM250 234H249V236H250ZM156 235H157V234H156ZM159 235H158V237H160ZM242 235H240V236H242ZM252 235H253V234H252ZM252 235H251V236H252ZM247 236H248V234H247ZM247 236H246L245 238L241 237V239H242L243 241H240V242H244V240H246V239H247L246 241H248V240L250 239V237L248 238ZM80 237H79V239H80ZM146 237H145V238H146ZM147 238H146V239H147ZM239 238H240V237H239ZM251 238H252V237H251ZM75 239H77V237L74 238L73 240H75ZM214 239H215L214 241H216L215 243H216L217 245H215V246L213 245L212 248L218 246V247L221 249V251H222V250H223V249H222V247H223V246H222L223 243H222V245H221V243L219 242L220 239H218V237H216V236L214 237ZM216 239H217V240H216ZM241 239H240V240H241ZM143 240H144V241H143ZM148 240H149V239H148ZM218 240H219V241H218ZM76 241H77V240H76ZM214 241H213V242H214ZM221 241H223V240H221ZM69 242H70V243H69ZM69 242L66 243V245L64 244V246H65V247H67V246L71 247V246H72L71 243H73V242H75V241H73V242L69 241ZM141 242H140V244L143 245ZM218 242H219L220 244H218ZM119 243H120V242H119ZM119 243H117V244L123 247L122 242H121L120 244H119ZM67 244H68V245H67ZM69 244H70V245H69ZM140 244H138V245H136V246L138 247V246H140ZM213 244H214V243H213ZM118 245H116V246H118ZM148 245H151V244H148ZM220 245H221L222 247H221ZM224 245H225V243H224ZM69 247H67V248H69ZM122 247H119V246H118L117 248H116V247H115V248L119 250V248H122ZM132 247H133V246H132ZM132 247H131V248H132ZM137 247H133V248H136V249H137ZM204 247H205V246H201V248H200V249L198 248V249L202 252L201 249H204ZM218 247H216V248H217V252H216V248H215V252H216L217 254H218V252L220 253V251H218ZM224 247H225V249H226V250L224 249L225 251H228V250L231 249V248H230V249L228 248V247H230V245H228V246H224ZM226 247L228 248V250H227ZM56 248H57V249H56ZM113 248H114V247H113ZM129 248H130V247L126 248V249H128L127 251H129V252H127L126 249L124 250L125 252L122 251V250L120 249V252H119V253H121V254H119L118 251H117L116 249H115L116 251H115L114 249H112V251H111V250H110V251L108 250V251H109V253H114V254H112V255L115 256L116 259H119V260H120L121 258H122V259L124 258V257H123L124 255H125V257H126V256H129L130 254H131V255L134 254V252H135L134 250H136V249H134L133 251H132V250L130 251L131 248H130V249H129ZM133 248H132V249H133ZM139 248H140V247H139ZM209 248H210V247H209ZM212 248H210L209 250H212V252L215 253L214 250H213ZM122 249H123V248H122ZM205 249H206L205 251L208 250L207 248H205ZM220 249H219V250H220ZM59 250H60V248H58V247L53 248V251H55V252H59ZM137 250H139V249H137ZM196 250H197V249H196ZM209 250L207 251V253H205V251L202 252V253L198 251V253H200V255H203V256H205V255H206V256H207V255H210V256H211V254H210L211 251L209 252ZM121 251L124 252V255H122V252H121ZM187 251H188V253H189L191 250L189 251V250L187 249ZM106 252H107V251H106ZM116 252H117V255L119 254V255H118V256H119L118 258H117V256L115 255ZM126 252H127V255L125 254ZM130 252H132V253H130ZM185 252H186V250H185ZM194 252H195V251H194ZM208 252H209V253H208ZM212 252H211V253H212ZM107 253H108V252H107ZM107 253H104V252H103V254H101V256H102V257H105V256H106L105 258H109V257L111 256V254L109 255V253H108V255H107ZM181 253L183 254L184 251H182ZM181 253H179V254H181ZM203 253H204V254H203ZM213 253H212V254H213ZM222 253H226V252H223V251H222L221 254H222ZM105 254H106V255H105ZM128 254H129V255H128ZM179 254H178V256H179ZM184 254H185V253H184ZM194 254H196V253H194ZM194 254L191 253L190 255L194 256ZM103 255H104V256H103ZM120 255H121V257H120ZM186 255H187V259L189 260V262L193 263L192 261H194L195 258H196L199 254H196V255H195L196 257L193 258V259H191L192 261H190V258H191V257L188 258V255H189V254H187V252H186ZM186 255L183 256V257L186 258ZM200 255H199V257H200ZM113 256H111V257H113ZM181 256H182V255H181ZM95 257H96V256H95ZM185 258H184V259H185ZM170 259H172V258H170ZM184 259H183V260H184ZM65 260H66V262L70 261V259L67 260V259H64V258H63V259L61 260V262L64 263ZM183 260H182V261H183ZM167 261H168V260H167ZM167 261H166V263H167ZM182 261H181V262H178V263H180V264L183 263V264H184V261H186V260H184L183 262H182ZM168 262L174 263L173 260H172V261L169 260ZM189 262L186 261L187 264H190ZM226 262L229 263V261H226ZM178 263H175V264H178ZM230 263H231V261H230ZM164 264H165V262H164ZM225 264H226V263H225ZM231 264H233V263H231Z\"/></svg>",
	"mask_w": 264,
	"mask_h": 264
}]
</instances>
